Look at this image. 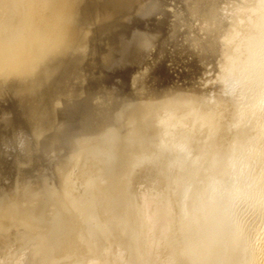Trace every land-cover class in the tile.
Returning a JSON list of instances; mask_svg holds the SVG:
<instances>
[{"label":"rangeland","instance_id":"obj_1","mask_svg":"<svg viewBox=\"0 0 264 264\" xmlns=\"http://www.w3.org/2000/svg\"><path fill=\"white\" fill-rule=\"evenodd\" d=\"M81 1L79 2V0H78L79 3L76 1L78 3V6L76 5L77 3L73 2L74 3L73 4L72 1L65 3V6H67V7L66 8L64 7V8L66 11H68V10L70 11L69 16L71 17V19H69V17H68L67 21L63 22L64 23L63 27H62V29H64L62 31L63 35H62V33L59 34V36L57 37L59 39H56L54 41L55 43H54V46L52 47V51L54 52L52 55H56V56L58 55V57H57L58 59L57 58L56 59H57V64L58 65L60 64V65L58 66L56 63L54 65H52V67H54V66L57 67V69H56L57 71L53 70L56 67H54V68L50 67V69H52L51 71L54 72V75H53V72H50L49 70H48L49 73L46 72L47 74H45V77H43L44 75H42V77H41V74H40L41 79L42 80L45 79V82H43L44 80L40 81L39 76H38V78L35 79V80L39 79L38 82L36 81V83H39L42 85L45 84V86L43 85L45 88H43L42 85H40L39 87H36L38 85H35V87H34V83L29 84V85L28 84H25V85L19 84L20 86H22V88L19 87L18 84H16V85H18L17 87L13 84V86H11V87H13V89L16 87V90H12L10 85L8 83L4 82V81H6L5 79L1 78L2 81H0L1 87H3L4 84L6 86L5 89L0 87V113H1L0 114V118H1V120H0V131H1L0 132V134H1L0 135V148H1L0 149V163H1L0 164V184H1L0 185V187H1V189H0V210H2L1 208H3V210H6V209L9 211L11 210L12 211L11 213L15 212V213H13L14 216L12 215V216H10L9 219H7L8 220L7 223H6L7 220L0 219L2 223H4L3 221H5L4 224L5 225L7 224L6 226L9 227V229H8V227L6 228V226L4 224L0 223V227L2 226L1 227L2 229L0 228L1 229L0 232L6 230L4 232V234L0 233V239L1 238H7V239L9 238L7 241H5V242L3 241L2 243H0V246H1L0 247V251H1L0 252V264H32V263L33 264H36V263L40 264L41 260H42L41 263H43V264H44V262H45V264H48V263L49 264H62V263L63 264H65V263H67V264H74V263L75 264L76 263L77 264H138V263L139 264H168L169 263L170 264L171 263L172 264V260H173V264H175L176 263V262H174L175 257L174 258L172 257L174 254H176L175 251L178 252L177 254H179V257L176 254V261H177L176 264H182L183 261H182L181 255L179 253L180 250L178 251V249H181V245L178 242L180 241L179 237H182V235L178 231L180 234L179 235L178 232H176V230H178L177 228H179L180 224L182 225L185 222H186L185 224H187L188 220H190V222L191 221L193 222L194 216H193V218L189 217V216H192V213H193L192 211H194V209L196 210L198 208L196 206L198 205L199 202L195 201L197 199L198 200L201 199V202L207 203V204L206 203L203 204L204 207L205 206L207 207V205H211V204L213 205L216 203H218V204L220 203L219 206H220V212H221L222 216L224 218L229 216L228 218H226L227 220L225 219V221H226L225 224L228 223L227 225H225V226H227L226 227L227 230L232 233L231 229H233V231H236L233 233H238L239 230L241 229L239 232V235L242 236V234H243V236H244L245 235L244 232H245L246 238L248 237V239H250V241L253 242L252 244H254L256 246L257 245L262 246L264 244V228H263L264 227V208L260 209L258 212L257 209H253L255 207L252 206L251 204L245 203V205H244V202H242L243 199L241 200L242 197L236 198L238 194L236 195V197H234V199H233V197H230L231 196L230 194L232 192H234V190L236 188H238L237 191H239L244 186L243 184L245 182H246L245 185L247 183H249V182H247L249 179V178L247 179V177H248L247 175L252 174L254 172L253 169L257 168V167L255 165H254V167H253V165L250 166L253 163V160L251 161V158H252L251 154H249L250 157H248V153H247L246 156L250 159L248 160V158H247L246 161L244 160L245 159L244 154H245V152H248L247 151L248 146L244 145V141L243 140L241 141V139L245 140L246 137L243 136L244 138H240L241 135H238V132H240L242 129L246 130V129H249V127H250L249 124L241 126L239 123V119H238L239 118L238 113H236L243 106V104L241 105V103L243 102V101L241 102V98H242V92H244V90L240 86V84H242L241 80L243 78V74L239 71V69H237L238 73H236L235 70H234L235 71L234 72L233 70H231V67H230V69L228 67L229 65L232 64V63L231 64H228V63H230L231 60L233 62V58H234L232 56L233 52H231V51H233V49L230 46L233 45L232 43H234V46H235V44L238 45L244 39L245 35L247 34V33H244L245 29H246V31H248V29H250L248 27L249 24H248L247 18H248V16L250 17V15H251L250 12L253 10L252 8H254V6L256 7L257 4L260 2V0L258 3H257L258 0L256 2H255V0H213V1L212 0H200V1H198V0H186V1H183V0H158V1H156V0H147V1L146 0H119V1L118 0H81ZM104 1H105V3H104ZM68 3H69V5L71 4L72 6L70 5V7H69ZM141 3H143V4H141ZM152 3H154L155 5L154 4L152 5ZM190 3H192V5ZM255 3H257V4H255ZM208 4H210V6ZM73 5L74 6L76 5V7H79V11H78V8H75ZM134 6H135V8H134ZM176 6H177L178 10L176 9ZM193 6H194L195 10H193ZM80 7L82 10L80 9ZM166 7H168V9L170 8L169 9L170 11ZM201 7H203V8H201ZM206 7H208V8H206ZM215 7L217 9H215ZM157 8H159V9H157ZM209 8H210V10H209ZM214 9H215V11L213 12ZM249 9L251 11H247ZM94 10H97V11H94ZM110 10H111V12H110ZM152 10H153V12H152ZM183 10H185V11H183ZM195 11H197V12L195 13ZM236 11L238 12V14ZM85 12L88 14H86ZM66 13H68V12H66ZM205 13H207L209 16ZM246 13H247V17H246ZM71 14H73V15H71ZM80 16H81V19H80ZM72 17L74 18L73 22L69 21V20H72ZM244 17H245V19H244ZM75 18H76V20H75ZM96 18H98V19H96ZM191 18H193V19H191ZM200 18H202V19H200ZM204 20H206V21L204 22ZM240 22H242V23H240ZM65 23H69V25L68 24L65 25ZM72 23H73V26H71ZM78 23H80V24H78ZM107 23H109V24H107ZM76 24H78V25H76ZM185 24L189 25V26L186 27ZM209 24H211V25H209ZM238 24H240L239 25L240 27L242 26V29H241L243 31L242 33H240V31H239L240 27L238 26ZM165 25H166V27H165ZM216 25H219V27ZM236 25H237V27H236L237 29L235 28L236 30H234L233 28ZM245 25H246V28H244ZM98 27H100V28H98ZM210 27L211 28L213 27V28L211 29ZM77 28H79V29H77ZM111 28H113V29H111ZM188 28H189V30L187 32L186 30ZM207 28L211 29L212 31L208 30ZM65 29H67V33H66ZM171 30L173 31V33ZM179 30H181V31H179ZM213 30H214V32H213ZM112 31L113 32L116 31L115 34ZM211 32H212V34H211ZM209 33L211 35H209ZM215 33H217V34H215ZM237 33H240L242 35H240V34L238 35ZM227 34L228 35L230 34L231 38ZM235 35H238L239 37L241 36V38H239ZM60 36H62L63 38H61ZM111 36H113V37H111ZM242 36H244V37H242ZM189 37H191V38H189ZM186 38H188V39H186ZM229 38H230V40H229ZM60 39H62V41ZM217 40H218V42H217ZM232 40H234V42H232ZM57 41L61 43V46H59L60 43H58ZM235 41H237L239 43H237ZM215 42H217V43H215ZM227 42H228V45H227ZM230 42H231V45L229 44ZM56 43H58L59 45ZM214 43H215V46L212 45ZM55 44L58 47H61V49L60 48L58 49L57 53H55L56 51L54 50L56 48ZM179 44H181V45H179ZM200 44H201L202 49H200ZM216 44H217V46H216ZM225 45H227V46H225ZM209 46H210V49H209ZM234 46H232V47L234 48ZM69 47L70 48L72 47V48L70 49ZM57 48H56V50H57ZM73 48L75 50H73ZM180 50H182V51H180ZM206 50H207V52H206ZM209 51H210V53H209ZM58 52L60 53V55L58 54ZM104 52H107V53H104ZM226 52H227V54H225ZM86 53H88V54H86ZM170 53H173V54H170ZM200 54H201V56L202 55L203 56L201 57ZM61 56L62 57L64 56V57L62 58ZM198 59H200L201 61ZM59 60H61V61H59ZM67 61H68V64L65 63ZM82 62H85V63H82ZM195 63H197V64H195ZM227 64H228V66H227ZM64 65H67V66L64 67ZM153 65H154V69L152 68ZM88 66L93 67L92 70L90 67L88 68ZM65 68L70 75L66 72ZM82 68L85 71H83ZM58 69H60V70H58ZM80 69H81V71H80ZM58 71L61 72L60 74H62V75H60V77L58 76L59 74H57V75L55 74V72L57 73ZM88 71L90 74L92 72V74L90 76H89V73H87ZM230 71H233L234 73L233 72L230 73ZM99 72H100V74H99ZM63 73L65 75H63ZM47 75L50 76V79ZM51 75H53L55 77L53 78V76H51ZM46 76L48 78H46ZM61 76H64V77L62 78ZM57 77L59 79H57ZM86 77H88V78H86ZM66 78H67V81H64V80H66ZM92 78L95 80V82ZM100 78L103 80V82ZM46 80L47 81H50V80L54 81L55 80V81L54 82L50 81L51 85H49ZM61 80L63 83L61 82ZM144 82L147 84H145ZM52 83H56L58 85H56V84L54 85ZM142 83H144V84H142ZM149 83H151V84H149ZM61 84H64L63 87L61 86ZM79 84H80V86H79ZM30 85H31V91L33 90L32 88H34V90L36 88L35 94L37 91H38L37 94L38 93H40V94H38V95L37 94L35 95L34 93H33L34 95L31 94V91L29 89ZM32 85H33V87H32ZM47 85L51 86V87H48ZM53 85H54V87H53ZM146 85L147 86L149 85V86L147 87ZM143 86H144V88H143ZM57 87H58V89H57ZM95 87H97V88H95ZM6 88H7V90H6ZM17 88L19 90H17ZM20 88L22 90L24 89L25 92H24V90L23 91L20 90ZM37 88L38 89L40 88V89L38 90ZM41 88H43V90ZM52 88H53V90H51ZM84 88H85V90H84ZM45 89L47 91H44ZM54 89L59 91V93L57 94L56 91L54 93L53 92ZM61 89H63V90L61 91ZM68 89L71 91H69ZM73 89H74V91H73ZM76 89H78V90L76 91ZM26 90L30 93L26 92ZM34 90L32 92H34ZM67 90H68V92H67ZM97 90H99V91H97ZM16 91H18V92L22 91L26 95L29 94L30 96L28 95V97H30V98L32 96H34V97L37 96V98L32 97L33 101L34 102L36 101L35 104L30 99L27 102L28 98H26L27 96L24 97L25 94H23L24 96L22 99H26V100L21 101L22 100L21 99L22 94H20V93H22V92H20V93L17 92V94H16ZM39 91H41V92H39ZM50 91L53 92L55 95L52 93L50 94ZM88 91H90V92H88ZM10 92H11V94H10ZM43 92H44V95L46 97L44 95L42 97L41 94H43ZM45 92L46 93L49 92V94L51 96H49L48 94H45ZM77 92H78V94H77ZM132 92H134V94ZM81 93H83V94H81ZM98 94H100V95H98ZM102 94H103V96H101ZM19 95H21V96H19ZM64 95H65V97H64ZM73 95L74 96L76 95V96L74 97ZM156 95H157V97H156ZM188 95L190 98L188 97ZM56 96H58L59 98H57ZM132 96H133V98H132ZM150 96H151V98H150ZM18 97L21 100L18 99ZM38 97L40 99V102H39ZM40 97H42V98H40ZM44 97H45V100H44ZM138 97L141 100V102L139 101ZM49 98H50V100H49ZM53 98H54V100L55 99L56 100L54 101ZM178 98H180V99H178ZM175 99L177 102L175 101ZM41 101H42V103H41ZM49 101H50V103H49ZM124 101H125V103H124ZM24 102H26V103H24ZM29 102H32V103L28 105L27 103H29ZM59 102H61V104ZM21 103H24V105L25 104L26 105L24 106ZM89 103H90V108L93 107L91 110H89L90 109L88 106ZM178 103H181V105H183V106H181ZM188 103L190 105H188ZM32 104L34 106L37 105L34 107V108H36L35 110H34V108L33 109L30 108V107H33ZM38 104H39V106H38ZM43 105L44 106L46 105L45 106L46 108H44ZM51 105L53 106V108H51L52 107ZM162 105H164V106H162ZM177 105H179V107ZM76 106L77 107L79 106V107L77 108ZM106 106H109V107L111 106L112 108H114V107L115 108L112 109L110 107V109H109V107H106ZM156 106H157V108H156ZM119 107H120V109H119ZM239 107H240V109H239ZM49 108H51L52 110ZM60 108H61V110H60ZM123 108H125L124 110H126L127 112L126 111L124 112ZM129 108L132 110H129ZM178 108H180V109H178ZM86 109L89 110L88 113H90V114L87 113ZM18 110H19V112H18ZM85 110H86L87 114L84 112ZM120 110H122V111H120ZM141 110H142V112H141ZM78 112L80 115L78 114ZM17 113H19L20 116H19V114L17 115ZM132 113H133V115H131ZM59 114H60V116H59ZM85 114H86V116H85ZM1 115H2V117H1ZM45 115H49L50 117L47 116V118H45L46 117ZM51 115H53V117ZM69 115H71V116L73 115V116L69 117ZM96 115H97V117H96ZM30 116H31V118H30ZM113 116L114 117L116 116L115 118H117L116 120L119 123H117V121L114 119ZM118 116H120V117L123 116V117L120 120L119 119L120 117H118ZM87 118H88V120H87ZM157 118H159V119H157ZM53 119L55 121H53ZM66 119L68 122L66 121ZM124 119L128 122H126ZM3 120H4V122H3ZM6 120H7L8 124H7ZM57 120H59V121H57ZM51 121H52V124H50ZM79 121H80V123H78ZM115 121H116V123H115ZM121 121L123 122V123H121L122 125L120 124ZM124 121L126 124H124ZM25 122H27V123H25ZM86 122H88V123H86ZM145 122L147 124V127H144V125L146 126ZM195 123H197V124H195ZM1 124H3L4 126ZM13 124H14V128H13ZM30 124H32V126ZM112 124L113 125L117 124L116 127L120 126L119 128L121 130H119V128H116V127H115L116 129L114 127L112 128V126H113ZM15 125H16V127H15ZM39 125H41V128ZM72 125H73V127H72ZM36 126H38V127H36ZM68 126H71V127H68ZM135 126H138V129ZM141 126L143 128V131L141 130L142 129ZM213 126H214V128H213ZM5 127H7V129ZM9 127L10 128L12 127V128L10 129ZM148 127L149 128L151 127V129H149ZM4 129H5V132H4ZM130 129H132L133 131ZM129 130L132 133L134 132L133 133L134 137H132L131 136L132 134H130V132H128ZM135 131H137L138 133H136ZM21 132H24V133H22L21 135L18 134ZM41 132H43V133L41 134ZM72 132H74V133H72ZM143 132H144V134H143ZM150 132H151V134L153 132V134L151 135ZM71 133H72V136L74 138L71 136ZM115 133H116V135H115ZM51 134L53 135V137ZM55 134H58V135H55ZM73 134H75V135H73ZM108 134L111 136H109ZM126 134L128 135V138H127ZM129 134H130V137H129ZM136 134H138V135H136ZM12 135H14V136H12ZM22 135H24V136H22ZM29 135H30V137H29ZM60 135L62 136V140L60 139L61 138ZM99 135H102V137ZM135 135H136V137H135ZM149 135L151 138L149 137ZM153 135H155V136H153ZM5 136H6V138H4ZM7 136L11 137V138H8V140H7ZM18 136L20 139L18 138ZM78 136H80L82 138L77 139L76 137H78ZM93 136H95L96 138ZM104 136L108 137V138L106 137L107 140L104 138ZM152 136L156 139H154ZM48 137L49 138L51 137L52 139L51 138L49 139ZM54 137H57V138H54ZM97 137H101V140ZM141 137H142V139H141ZM147 137H148V139L150 138L152 140L146 139ZM27 138H29V139H27ZM42 138H43V140H42ZM110 138H112V139H110ZM133 138H135V139H133ZM17 139H19V140H17ZM59 139H60V141H58ZM73 139H74V141H73ZM109 139H110V141H109ZM144 139H145V141H144ZM64 140L66 141V144H67V140H68V143L71 141L72 143H74V144L76 143V144L74 145V144L69 143L66 145V144H64L65 143ZM98 140H100L101 142L100 143L97 142ZM126 140H128V141H126ZM154 140H155V142H154ZM39 141H41V142H39ZM93 141H95L96 144ZM111 141H112V143H111ZM150 141H153L154 144H157V145H153V142L151 143ZM27 142H28V144L26 145ZM86 142H87V144H86ZM238 142L240 143V145L243 142L242 145L245 146V149H244V146H239ZM9 143H11V144H9ZM38 143H40L41 145L39 146ZM61 143H62V145H61ZM149 143H150V145H148ZM97 144H98V147H102V149L99 148L101 151L103 150L102 153H101V151H99ZM140 144H141V147L139 146ZM59 145L62 147H60ZM106 145L107 146L109 145V146L107 147ZM142 145H144L146 149ZM234 145L236 147L238 145L239 148L237 147V149H236ZM8 146L9 147L11 146V147L9 148ZM13 146L14 147L16 146V147L14 148ZM20 146H21V148H20ZM47 146L50 148H48ZM79 146H80V148H79ZM137 146H139V147H137ZM156 146L159 148H157ZM198 146H199V148H198ZM65 147H67V148H65ZM105 147H107V149H109V152L107 149H105ZM114 147H115V149H114ZM152 147H153V149H155V147H156L161 152H159L158 150L155 149V151L156 152L158 151V152L157 153L155 152V154H152V153H154V152H152V151H154L152 149ZM178 147H179V149H178ZM45 148H46V150H45ZM85 148H88L86 150H88L91 153L94 152V150H95V152H94L95 155H93V153L92 154L90 153L91 154V156H90V154L87 153L88 151H86ZM143 148L145 150L144 152H143ZM66 149L68 151H66ZM110 149L112 152L110 151ZM116 149L118 150V152H115ZM242 149H244V150H242ZM56 150L57 151L59 150V151L57 152ZM119 150H120V152H119ZM123 150H124V153L121 152ZM134 150H135L136 154H134ZM235 150H237V151H235ZM8 151H10V152H8ZM113 151H114V154H112ZM129 151L132 152L131 155H130L131 152H129ZM146 151L148 153L147 155L145 153ZM220 151H221V153H220ZM99 152L101 153L100 156H99V154H100ZM170 152H171V154H170ZM218 152L220 155L218 154ZM15 153H17V154H15ZM52 153H54V154L52 155ZM80 153H82V154H80ZM96 153L98 156L96 155ZM103 153H105V154H103ZM122 153H123V155L126 153L125 155H127L129 160H131V161H129L127 156H125V155L122 158V156H121ZM161 153H163V154H161ZM43 154H44V156H43ZM55 154L57 157L55 156ZM118 154L119 155L121 154L120 157L118 156ZM64 155H65V157H64ZM152 155L154 158L151 157ZM168 155H170V157ZM16 156H18V157L16 158ZM41 156L43 157V159ZM75 156L77 157V161L74 162L73 160L76 158ZM95 156L97 157V159L99 158V160H101L102 162L99 160L95 161ZM101 156H103V159ZM105 156L107 157V159H105V161H104V158H106ZM14 157H15V159H14ZM118 157H119V159L121 158L120 160L122 162H123V159H125L124 161L126 164L122 163L118 159ZM146 157L147 158L149 157V159H147ZM215 157H217V158L219 157L221 159V161H219V164L216 161L219 158L216 159ZM232 157H234V158H232ZM8 158H9V160H8ZM49 158H50V160H49ZM55 158H56V161H55ZM84 158H86V159L83 160ZM92 158L94 159L93 161H92ZM135 158H137V160ZM145 158H146V160H145ZM235 158L237 159V161ZM241 158H244V159H241ZM133 159H135V161ZM143 159H144V161H142ZM165 159L167 160V162ZM214 159H216V160H214ZM11 160H12V162H11ZM28 160L29 161L31 160V161L28 162ZM57 160H58V162H57ZM71 160L74 164H72ZM233 160H234V163L232 164ZM39 161H40V163H39ZM44 161H45V163H44ZM210 161L214 162L215 164L211 163ZM242 161L243 162L245 161L247 164L244 162L243 166L241 165L243 168L241 169V166H240L238 168L240 171L237 169L238 170L237 172L238 173L240 172L242 174L241 175L239 173V175H238V173H236V171H235L236 168H233V167L239 166L242 163ZM250 161L252 163H250ZM81 162H83V164ZM91 162H93V163H91ZM99 162H101L104 165H102ZM110 162L111 163L114 162L112 167H111V165L108 166V164H110ZM228 162H230L231 165H234V164L237 165L238 164L237 166H232V168H233L232 172L230 171L231 166H229L230 164ZM84 163L85 164L87 163L88 166H87V164L85 166ZM97 163H98V166H97ZM221 163H222V165L224 164L222 167H221ZM28 164H30V165H28ZM77 164L79 165V167L80 166L83 167V170L81 167L79 168L77 166ZM81 164L84 166H82ZM94 164H95V167H94ZM122 164L123 165L125 164V166L123 167ZM35 165H37V166H35ZM49 165H51V166H49ZM114 165L118 169L116 167H114ZM121 165H122V167H121ZM131 165H132L133 169L130 168ZM244 165L246 167L245 169H244ZM41 166L43 167V169ZM99 166H101V167H99ZM104 166H105V168H107L106 170L108 171V173L109 172L113 173V174L115 173L114 177H116V175H117V176H119L120 179L118 177L114 178L115 180L112 179L113 174L110 175V173L108 174L106 172V170L104 171L103 170V169H105V168H103ZM212 166H214V168ZM248 166L250 167L251 172L249 171V174L244 175L249 170V168H248V170L246 171ZM84 167H85V169H84ZM98 167L101 168V170ZM137 167H138V169H137ZM229 167H230V169H229ZM26 168H28V169H26ZM90 168H92V169H90ZM108 168H110L112 170V172ZM45 169H46V171H45ZM96 169H97L99 174L98 173L96 174V172H95ZM119 169H121V170H119ZM123 169H125L126 171ZM223 169H225V172ZM29 170H30V172H29ZM68 170H70V172ZM78 170L80 172V175H79ZM88 170H90L91 173H89ZM129 170H131V171L133 170L132 173ZM134 170H135V172H134ZM9 171H12V172H9ZM83 171H84V173H83ZM85 171H87V173ZM115 171H118L119 174H117L118 172H115ZM255 171H256V169H255ZM93 172H95V173H93ZM120 172H121V174H120ZM123 172L125 173V175H123L124 174ZM150 172H152V173H150ZM221 172L222 173L224 172L225 174L223 173L224 174L223 175V174H221ZM234 172L237 174L238 177L235 176ZM92 173L96 174V176H94ZM129 173L132 174L133 177ZM226 173H228V175H226ZM29 174H31V175L29 176ZM107 174H108V176H107ZM151 174H152V176H151ZM32 175H33V177H32ZM46 175H47V177H46ZM78 175H79V177H77ZM81 175H83V176H81ZM101 175H102V178L101 177L99 178V176H101ZM103 175L105 178L103 177ZM155 175H157V176L155 177ZM221 175H223V177ZM64 176H66L68 181L65 179ZM219 176H221V177H219ZM241 176H243V177H241ZM29 177L31 179H29ZM80 177L82 179H80ZM244 177H246V178L244 179ZM57 178L61 179L59 181H61L63 184L61 182H59ZM87 178H89L91 180L94 179V182L92 184H90V183H88L89 181L88 182L84 181V180H87ZM123 178L126 180H124ZM218 178H219V180H218ZM238 178H240V180ZM95 179H96V181H95ZM108 179H110V180H108ZM213 179H216V182L218 180V182L220 184L223 181L224 182V183L222 182L223 187H222V189L216 188L217 189V190L215 189L216 191L207 194V190H208V192H210L209 191V189H210L209 185L213 182ZM246 179H247V181H246ZM69 180H70V182H69ZM97 180H99V181H97ZM111 180H113V181H111ZM120 180H122V181H120ZM81 181L83 183H81ZM109 181H111V182H109ZM114 181H116V182H114ZM128 181H130V183ZM187 181H188V183H187ZM6 182H7V184H6ZM75 182H76V184H75ZM97 182H98V184H97ZM105 182H106V184H105ZM124 182L127 183L126 185L128 186L129 190L132 192L131 197H130L131 209H130L129 217L130 216H133V217H130V220L128 222L130 225L127 223V225H126L127 228L124 229V227H126V226H124V227L122 226L123 229L120 230V228H122V227H121V225H119L117 223L115 226L116 229H113V227H112V228L102 232L101 234H98V235L95 234L96 233V230H95L96 229V223L92 219V216L94 215L93 213L96 214L97 210L100 209L101 205L99 204V201L97 199L98 195H96V193H94V192L96 191V189L98 188V185H99V188H104V194H106L105 196H107V194H108V196L110 195L109 197L107 196V199L109 201L115 202V201H117V199L118 200L122 199V194H121L122 188L121 187L126 186V185H124ZM94 183H96V184H94ZM102 183H103V185H102ZM110 183L111 184L113 183V185H111ZM115 183H116V188L118 191L114 192V189H115L114 188V189H112V191H113L112 192L111 186L115 187ZM117 183L119 184L118 187H117ZM93 184L95 186H91ZM108 185H110V186H108ZM120 185H122V186H120ZM186 185H187V187H186ZM72 186L73 187L75 186V188H73ZM68 187L70 189H72V188L73 189L70 190ZM106 187L109 191H107ZM137 187H138V189H137ZM185 187L188 188L187 190L189 192L187 190L185 192ZM87 188H90L94 192L93 191L89 192ZM2 189H4L5 191L4 190L1 191ZM49 189H52L53 191H55V189H57V190L55 193L52 190L49 191ZM81 189H85L87 192L85 194H83L85 192V190L81 191ZM36 190L42 191L41 192L42 194L40 193V191L37 193ZM204 190H206V191H204ZM200 191H202V192H200ZM116 192L117 193L120 192L119 195L118 194L115 195ZM194 192H195V194H193ZM48 193L49 194L52 193V195L50 196V195H48ZM89 193H91V194L88 195L89 196V198H88L87 194H89ZM198 193H200V194L202 193V194L198 195ZM204 193H205V195L206 194L207 195L205 196ZM9 194H10V196H9ZM62 194H63V196H61ZM74 194L76 196H73ZM77 194L82 198L80 199V197ZM113 194L116 197H112V199H110L111 196H114ZM120 194H121V196H120ZM185 194H187V195H185ZM5 195H7L8 197ZM20 195H22V197ZM39 195H40V197H39ZM202 195H204V196L202 197ZM60 196H61V198L63 197L62 198L63 201L60 200L61 202L58 200V199H60L59 198ZM84 196H86V197H84ZM117 196H118V198H117ZM238 196H240V193ZM44 197H48V198L43 199ZM55 197H57V198H55ZM190 197L191 198L194 197L195 200H192ZM21 198H22V200H21ZM84 198H85V202L87 201L86 202L87 203L86 204L87 210L84 207L85 206V202L83 201ZM48 199H49V201H48ZM55 199H56V201L58 200L57 202L58 203L60 202V204L62 206H58L60 204L56 203ZM4 200L7 203L9 202L8 204L11 203L10 205L11 206L13 205V208H11L10 205L8 206V204ZM30 200H32V201H30ZM64 200H65V203H67L69 205L66 206V204H64ZM190 200L193 203V205H192V203L189 202ZM3 201H4V204H7V205H3ZM79 201H80V204H79ZM1 202H2V204H1ZM25 202H27V203H25ZM50 202H52L53 205H51ZM74 202H75V204H74ZM92 202H95V203H92ZM183 202L185 203L184 205H186V210H187L186 212H187V214H189L188 216H187L186 212L185 213L182 212L183 209L181 207H183V205H182ZM54 203L57 205L55 206ZM76 203L79 204L78 205L79 208H78ZM89 203H90V205H89ZM228 203H231L232 205L235 204L234 206L229 205V206H232L234 208H232V207L230 208L228 206ZM70 204H71V207H70ZM38 205H40L39 208H38ZM50 205H51V207L49 208ZM6 206H8V207H6ZM14 206H17V208ZM18 206L20 207L19 209H18ZM27 206L29 208H26ZM57 206L59 207L58 209H57ZM24 207L27 210L29 209L28 212L25 210L26 215L24 214L25 212L21 210ZM34 207H36V208H34ZM53 207H55L56 210H54L55 208L53 209ZM68 207H70L71 209L70 208H69L70 210L67 209ZM80 207L82 209H80ZM83 207L86 211L83 210ZM188 207L191 208V210L188 211V209H187ZM44 208H45V210H44ZM48 208L53 210L52 211L53 213H51V211ZM76 208H77V210L74 211V209H76ZM192 208H194V209H192ZM226 208L229 210H227ZM250 208H252V209H250ZM37 209H38V211H37ZM65 209H66V211H65ZM20 210L22 211L23 215L21 214ZM60 210H62L61 212L63 214L61 212H59ZM30 211L33 213H31ZM224 211L227 214V216H225ZM226 211L227 212L231 211V212L227 213ZM16 212H18L19 214H21L24 217H22L21 215H19ZM34 212H35V214H34ZM40 212H42V213H40ZM43 212H45V214ZM47 212L48 213L50 212L52 215L54 214V216L50 215V213L48 214ZM65 212L66 213L69 212L68 214H66L67 215L66 218H68L67 220L69 221V223L66 220V218L64 219ZM27 213H30V216H28L29 214H27ZM37 213H38V216H37ZM46 213L48 216L46 215ZM164 213H165V217H164ZM171 213L174 214L173 217L171 216L172 215ZM210 213H212V212H210ZM16 214H17V218H20V216H21L22 218L25 219L24 220L25 222H23V219L21 218V220L18 219L19 223L17 224V222H16L17 218H15ZM61 214L64 216V217L62 216L63 218L58 217L59 215L61 216ZM87 214H88V216H87ZM166 214H168V215L171 214L170 215L171 226L169 224L170 233H168L169 230H167V232L166 231L164 232V230H161L163 228V227H161L162 219L165 218L167 220L168 215H166ZM181 214L182 215L185 214L184 215L185 217L184 216L182 217ZM31 215L35 219L34 223L32 222L33 218ZM39 215L42 217V218H39L40 221L37 220L38 217H40ZM56 215H58V216L55 217ZM155 215H156L155 219H157V217H158L157 222H155V224L158 222H161V223H159L160 225L157 224L159 227L157 225L153 227V225H154L153 218L155 217ZM26 216H28L30 218L26 219V218H28ZM43 216H44V218H43ZM49 216H52L51 220H50ZM139 216H140V218H139ZM45 217H48L50 222L51 221L52 222L49 223V220ZM69 217L71 219H69ZM13 218H15V219H13ZM202 218H203V216H201L199 218L197 217L196 219H199V221L198 220L197 221L199 223H201L200 225H203V227H204L206 217L203 219ZM53 219H56V221ZM61 219H63L64 222ZM165 219H163V221ZM200 219H202V220H200ZM234 219H236V220H234ZM14 220L16 223L13 222ZM41 220L43 221V224H42ZM72 220L74 221V223H72L73 222ZM166 220L164 221V223L166 222ZM20 221L22 224H20ZM29 221H31L32 224H35V225H33L34 227H31L32 225L30 223H28ZM46 221H47V223H45L46 225H44V222H46ZM171 221H173V223ZM26 222H27L28 226L26 225V227H25L23 225ZM39 222H41V223H39ZM53 222H54V224H53ZM59 222H62V223H59ZM190 222H188V223H190ZM239 222H240V224H239ZM66 223H68V225H69L68 228L65 227L67 225ZM164 223H162V226ZM174 223H175V226H172V225H174ZM176 223H178V224H176ZM38 224H39V226L42 224L41 227L46 226V230H45V228L43 230V227L41 229V227H39ZM47 224H49V227L47 226ZM60 224L63 226L65 224L66 225L63 227ZM71 224H74V225H72V229L70 228ZM80 224H81V227H80ZM89 224H90V226H88ZM29 225H31V226H29ZM59 225L62 229L59 227ZM237 225L239 227L241 225H243V226H241L242 228L241 227L239 228ZM19 226H20V230L18 228ZM36 226H38V227H36ZM53 226L57 229H55ZM152 227L154 229L155 228L156 229L154 230ZM171 227H173V228H171ZM51 228H53L56 231V233L53 232V229H51ZM137 228H138V230H137ZM174 228H175V232H174ZM34 229H36V231L38 229H41L40 231H42L43 233L40 231H37V232L40 233V236H41V234H44V236L42 235L41 237H39ZM69 229H71L72 231L71 230L70 231L73 233H74L75 229L77 230V232L80 229L79 230L80 233L79 234L77 233V239H76V236H74V234L76 233V230H75L74 234H71ZM129 229H130V231H128ZM8 230H9V233H7ZM48 230L49 231L51 230V232H49ZM59 230H61L62 232ZM65 230H67V231H65ZM109 230H111V231L108 232ZM122 230H125V231H122ZM160 230L164 232V236H162L163 233H161ZM113 231H114V233H113ZM152 231H153V233H152ZM44 232L45 233L48 232V234H46V236H48V238L45 237ZM126 232L128 233V235ZM129 232H130V234H129ZM21 233L23 234L24 237H21V235H20ZM52 233H53V235H52ZM60 233H62V234H60ZM166 233H168L169 235ZM174 233H175V235H174ZM6 234H9L10 237H6L5 236ZM36 234H37V236H36ZM177 234H178V236H177ZM51 235L54 236V238L55 237H57V238L54 239V238H52ZM57 235L58 236L62 235V236L58 237ZM68 235L69 236L71 235L70 236L71 239L68 237ZM92 235H94V236H92ZM96 235H97V238L95 239ZM130 236L132 237L133 240L131 239ZM11 237H13V239ZM63 237L64 238L68 237V239L70 241V242H68V244H70L72 242L71 240H73V242L71 243L73 246H74V242L76 244L78 242L81 247H79L78 244L77 245L75 244V245L78 246L79 248H82L84 250V252L82 249H80L81 252H80V250H77V249H79L78 247L75 248L76 250L74 249V251L75 252L79 251L81 254H84V255H82V257H80L81 256L80 253L77 254V252L74 253V252L70 251L72 253H67V252L62 253V256L66 257L68 259L65 258L66 260H63L64 257L60 258L62 256H61V254L57 255V253H55V247L57 246V244H59V240H61L60 238H63ZM160 237H163V238L165 237L164 238L165 240L160 238ZM86 238H88V239H86ZM57 239H58V243L55 242V241H57ZM63 239H62V241H63ZM65 239L68 241L67 238H65ZM108 239H110V240H108ZM127 239H128V241H127ZM223 239H221L220 242L223 243L224 246H223V244H221L219 248H221L220 252H221V250L222 251L225 250L224 252L226 254L227 253L226 249H227L228 245H227V242L225 243V240H223ZM29 240H32V241H29ZM39 240H41L42 242ZM53 240H54V242H53ZM76 240H78V241H76ZM82 240H84V241H82ZM163 240H164V242H163ZM44 241H45V244L47 242L46 246L44 244ZM6 242H8V243H6ZM40 242L42 244H40ZM161 242H163V243L161 244ZM89 243H90V245H88ZM135 243H136V245H135ZM238 243H240V242H238ZM238 243H237V245H238ZM5 244L7 246H5ZM55 244H56V246H54ZM241 244H239L238 246H240ZM76 246H74V247H76ZM172 246L174 247V249L178 246L180 248L178 247V249L176 248L177 250H171V249H173ZM238 246H237V252L239 254H241V251H242L243 254H241L240 257H242L241 259L243 262V260H246L245 257H247L248 251H246L247 249L245 248L244 245H243V247H240L241 250ZM50 247H51V249H49ZM164 247H166L167 249ZM34 248H35V250H34ZM238 248L240 251H238ZM40 249H43V250H40ZM47 249L49 252L47 251ZM243 249H245V250L243 251ZM129 250H132V252ZM172 251H174V253ZM245 251H246V253H245ZM44 252L46 253V255L49 254V256H51V258L48 255H47L48 257L45 256ZM170 252H172L173 255ZM99 253L100 254L102 253V254L100 255ZM221 253L224 254L223 252H221ZM244 253L246 256L244 255ZM35 255H36V257H35ZM59 255H60V257H59ZM71 255H73L72 258H71ZM132 255L135 257H133ZM76 256H78V257H76ZM168 256H170V257H168ZM44 257H45V260H44ZM167 257L170 258L171 261H170V259L168 260ZM58 258L61 260H59ZM85 258H87V259H85ZM179 259H181V261ZM133 261H135V262H133ZM167 261H168V263H167ZM46 262H48V263H46ZM83 262H85V263H83ZM222 263L224 264V262H222ZM222 263L220 262L218 264H222Z\"/></svg>","mask_w":264,"mask_h":264},{"label":"bare ground","instance_id":"obj_2","mask_svg":"<svg viewBox=\"0 0 264 264\" xmlns=\"http://www.w3.org/2000/svg\"><path fill=\"white\" fill-rule=\"evenodd\" d=\"M69 1H72V3L73 2H75V3H77L78 2V0H0V81H2L1 80V78L2 79H5L6 81H4L5 83H8L9 85H10V87L11 86H13V84L17 87L19 84L21 85V84H32V83H34V87H35V85H38V86H36V87H39L40 85H42V84H39V83H36V81L38 82V80H35L36 78H38V76L40 77V74H41V77H42V75H44L43 77H45V74H47V73H49V71L50 72H53V71H51L52 69H50V67L51 68H54V67H56V66H54V67H52V65H54L55 63L57 64V57H58V55L56 56V55H52L54 52L52 51V47L54 46V41L56 40V39H59V38H57L58 36H59V34L60 33H62V31L64 30V29H62V27H63V22L64 21H67V18L69 17V19H71V17L69 16V10L68 11H66L65 10V8L67 7V6H65V3H67V2H69ZM77 1V2H76ZM81 0H79V2H80ZM119 1V0H118ZM147 1V0H146ZM156 1H158V0H156ZM183 1H186V0H183ZM198 1H200V0H198ZM213 1V0H212ZM257 0H255V2H256ZM78 2V3H79ZM82 2V1H81ZM87 2V1H86ZM94 2V1H93ZM103 2V1H102ZM153 2V1H152ZM160 2V1H159ZM158 2V3H159ZM179 2V1H178ZM182 2V1H181ZM188 2V1H187ZM186 2V3H187ZM191 2V1H190ZM204 2V1H203ZM202 2V3H203ZM259 2V0L257 1V3ZM78 3L76 4L77 6H78ZM85 3V2H84ZM104 3H105V1H104ZM129 3V2H128ZM137 3V2H136ZM157 3V2H156ZM185 3V2H184ZM198 3V2H197ZM196 3V4H197ZM208 3V2H207ZM257 3H255V4H257ZM74 4V3H73ZM81 4V3H80ZM141 4H143V3H141ZM154 3H152V5H153ZM191 5H192V3H190ZM195 4V3H194ZM212 4V3H211ZM68 5H69V3H68ZM71 5V4H70ZM70 5H69V7H70ZM76 5L74 6L75 8H78V11H79V7H76ZM113 5V4H112ZM117 5V4H116ZM145 5V4H144ZM150 5V4H149ZM148 5V6H149ZM155 5V4H154ZM171 5V4H170ZM201 5V4H200ZM209 6H210V4H208ZM238 5V4H237ZM254 5V4H253ZM252 5V6H253ZM72 6V5H71ZM108 6V5H107ZM157 6V5H156ZM199 6V5H198ZM213 6V5H212ZM65 7V8H64ZM73 7V8H74ZM82 7V6H81ZM81 7H80V9H81ZM84 7V6H83ZM112 7V6H111ZM169 7V6H168ZM168 7H166L167 9H168ZM217 7V6H216ZM215 7V9H217ZM240 7V6H239ZM85 8V7H84ZM101 8V7H100ZM134 8H135V6H134ZM143 8V7H142ZM160 8V7H159ZM159 8H157V9H159ZM163 8V7H162ZM179 8V7H178ZM183 8V7H182ZM185 8V7H184ZM191 8V7H190ZM199 8V7H198ZM201 8H203V7H201ZM206 8H208V7H206ZM205 8V9H206ZM219 8V7H218ZM89 9V8H88ZM119 9V8H118ZM140 9V8H139ZM170 9V8H169ZM168 9V10H169ZM176 9H177V6H176ZM215 9L213 10V12L215 11ZM251 9V8H250ZM247 10V11H251V10ZM253 10L250 12V17L248 16V18H247V20H248V27L250 28V29H248V31H246V29H245V32L244 33H247L246 35H245V37L244 36H242V37H244V39L241 41V43H239V42H237V41H235V42H237V43H239L238 45H236L235 44V46H234V43H232L233 45L232 46H234V48L232 47V46H230L232 49H233V51H231V52H233L232 54V56L234 57L233 58V62H232V60H231V62L230 63H228V64H231V65H229L228 66V64H227V66L229 67V69H230V67H231V70H235L236 71V73H238V71H237V69H239V71L243 74V78H242V80H241V83L242 84H240V86L243 88V90H244V92H242V98H241V105L243 104V106L241 107V109H240V107H239V109L240 110H238L236 113H238V119H239V123H240V125L242 126V125H247V124H249L250 125V127H249V129H242L240 132H238V135H241V137L240 138H244V137H246L245 138V140L244 139H241V141L243 140L244 141V145H247L248 146V152H245V159L244 158H241V159H244L245 161H246V159L248 158V157H250L249 156V154H251L252 155V158H251V161L253 160V163L250 161V163H252L250 166H252L253 165V167H254V165L257 167V168H254L253 169V173L252 174H249V171H250V167L248 166L247 167V169H246V171L248 170V168H249V170H248V172L246 173V174H244V175H247V174H249V175H247L248 177H247V179H248V181H247V179H246V181L247 182H249V183H247L246 185H245V183L242 185L243 187L239 190V191H237L238 190V188H236L235 190H234V192H232L230 195V197H233V199H234V197H236V195L238 194L239 195V193H240V196H238L237 195V197L236 198H238V197H242L241 198V200L243 199V201L242 202H244V205H245V203L246 204H251L252 206H254L255 208H253V209H257L258 210V212H259V210L260 209H262V208H264V0H260V2L257 4V6L255 7L254 6V8H252ZM82 10V9H81ZM105 10V9H104ZM131 10V9H130ZM178 10V9H177ZM193 10H195L194 9V6H193ZM192 10V11H193ZM209 10H210V8H209ZM208 10V11H209ZM68 12V13H66V12ZM85 11V10H84ZM94 11H97V10H94ZM101 11V10H100ZM166 11V10H165ZM170 11V10H169ZM183 11H185V10H183ZM182 11V12H183ZM202 11V10H201ZM245 11V10H244ZM87 12V11H86ZM85 12V13H86ZM110 12H111V10H110ZM133 12V11H132ZM138 12V11H137ZM152 12H153V10H152ZM159 12V11H158ZM177 12V11H176ZM179 12V11H178ZM197 11H195V13H196ZM200 12V11H199ZM203 12V11H202ZM237 12V11H236ZM240 12V11H239ZM246 12V11H245ZM97 13V12H96ZM121 13V12H120ZM149 13V12H148ZM201 13V12H200ZM204 13V12H203ZM208 13V12H207ZM207 13H205V14H207ZM211 13V12H210ZM216 13V12H215ZM249 13V12H248ZM86 14H88V13H86ZM91 14V13H90ZM143 14V13H142ZM232 14V13H231ZM237 14H238V12H237ZM71 15H73V14H71ZM78 15V14H77ZM118 15V14H117ZM134 15V14H133ZM174 15V14H173ZM196 15V14H195ZM208 15V14H207ZM127 16V15H126ZM135 16V15H134ZM201 16V15H200ZM209 16V15H208ZM211 16V15H210ZM219 16V15H218ZM222 16V15H221ZM244 16V15H243ZM213 17V16H212ZM246 17H247V13H246ZM199 18V17H198ZM215 18V17H214ZM68 19V20H69ZM73 17H72V20H69V21H72L73 22ZM80 19H81V16H80ZM96 19H98V18H96ZM125 19V18H124ZM190 19V18H189ZM191 19H193V18H191ZM200 19H202V18H200ZM204 19V18H203ZM209 19V18H208ZM244 19H245V17H244ZM75 20H76V18H75ZM79 20V19H78ZM77 20V21H78ZM83 20V19H82ZM105 20V19H104ZM103 20V21H104ZM118 20V19H117ZM95 21V20H94ZM206 20H204V22H205ZM210 21V20H209ZM242 21V20H241ZM79 22V21H78ZM166 22V21H165ZM187 22V21H186ZM213 22V21H212ZM216 22V21H215ZM235 22V21H234ZM243 22V21H242ZM242 22H240V23H242ZM77 23V22H76ZM95 23V22H94ZM110 23V22H109ZM109 23H107V24H109ZM128 23V22H127ZM222 23V22H221ZM236 23V22H235ZM244 23V22H243ZM247 23V22H246ZM69 25V23H65V25ZM71 24V23H70ZM78 24H80V23H78ZM78 24H76V25H78ZM106 24V25H107ZM116 24V23H115ZM157 24V23H156ZM187 24V23H186ZM185 24V25H186ZM217 24V23H216ZM234 24V23H233ZM97 25V24H96ZM163 25V24H162ZM178 25V24H177ZM208 25V24H207ZM209 25H211V24H209ZM240 24H238V26H239ZM71 26H73V23H72V25ZM75 26V25H74ZM86 26V25H85ZM95 26V25H94ZM113 26V25H112ZM189 25H186V27H188ZM216 26H218L219 27V25H216ZM224 26V25H223ZM67 27V26H66ZM79 27V26H78ZM124 27V26H123ZM122 27V28H123ZM165 27H166V25H165ZM169 27V26H168ZM167 27V28H168ZM209 27V26H208ZM214 27V26H213ZM212 27V28H213ZM217 27V28H218ZM225 27V26H224ZM227 27V26H226ZM231 27V26H230ZM234 27V26H233ZM237 25L233 28L234 30H236L237 28ZM240 27V26H239ZM86 28V27H85ZM95 28V27H94ZM98 28H100V27H98ZM115 28V27H114ZM118 28V27H117ZM125 28V27H124ZM181 28V27H180ZM203 28V27H202ZM211 28V27H210ZM211 28V29H212ZM236 28V29H235ZM244 28H246V25H245V27ZM70 29V28H69ZM73 29V28H72ZM75 29V28H74ZM77 29H79V28H77ZM104 29V28H103ZM110 29V28H109ZM111 29H113V28H111ZM121 29V28H120ZM119 29V30H120ZM127 29V28H126ZM164 29V28H163ZM174 29V28H173ZM184 29V28H183ZM208 29V28H207ZM211 29H208V30H211ZM216 29V28H215ZM239 29V28H238ZM242 29V26L240 27V33H242L243 31L241 30ZM81 30V29H80ZM108 30V29H107ZM118 30V29H117ZM175 30V29H174ZM188 30H189V28L186 30L187 32H188ZM207 30V31H208ZM233 30V31H234ZM65 31H66V33H67V29H65ZM92 31V30H91ZM121 31V30H120ZM136 31V30H135ZM172 31V30H171ZM179 31H181V30H179ZM205 31V30H204ZM212 31V30H211ZM72 32V31H71ZM113 32V31H112ZM116 32V31H115ZM115 32H113L114 34H115ZM168 32V31H167ZM190 32V31H189ZM203 32V31H202ZM213 32H214V30H213ZM65 33V32H64ZM75 33V32H74ZM110 33V32H109ZM172 33H173V31H172ZM175 33V32H174ZM197 33V32H196ZM219 33V32H218ZM233 33V32H232ZM240 33H237L238 35L240 34ZM185 34V33H184ZM192 34V33H191ZM211 34H212V32H211ZM210 33H209V35H211ZM215 34H217V33H215ZM235 34V33H234ZM62 35H63V33H62ZM66 35V34H65ZM73 35V34H72ZM86 35V34H85ZM106 35V34H105ZM174 35V34H173ZM205 35V34H204ZM214 35V34H213ZM228 35V34H227ZM238 35H235V36H237V37H239ZM240 35H242V34H240ZM83 36V35H82ZM120 36V35H119ZM170 36V35H169ZM177 36V35H176ZM195 36V35H194ZM228 36H230V34L228 35ZM61 38H63L62 36H60ZM111 37H113V36H111ZM183 37V36H182ZM186 37V36H185ZM209 37V36H208ZM80 38V37H79ZM109 38V37H108ZM172 38V37H171ZM175 38V37H174ZM189 38H191V37H189ZM215 38V37H214ZM230 38H231V36H230ZM230 38H229V40H230ZM239 38H241V36L239 37ZM73 39V38H72ZM75 39V38H74ZM81 39V38H80ZM79 39V40H80ZM99 39V38H98ZM101 39V38H100ZM177 39V38H176ZM184 39V38H183ZM186 39H188V38H186ZM185 39V40H186ZM216 39V38H215ZM61 41H62V39H60ZM94 40V39H93ZM110 40V39H109ZM114 40V39H113ZM116 40V39H115ZM191 40V39H190ZM207 40V39H206ZM205 40V41H206ZM210 40V39H209ZM208 40V41H209ZM220 40V39H219ZM70 41V40H69ZM86 41V40H85ZM96 41V40H95ZM101 41V40H100ZM104 41V40H103ZM195 41V40H194ZM216 41V40H215ZM244 41V42H243ZM58 42V41H57ZM97 42V41H96ZM102 42V41H101ZM138 42V41H137ZM140 42V41H139ZM145 42V41H144ZM180 42V41H179ZM183 42V41H182ZM181 42V43H182ZM186 42V41H185ZM196 42V41H195ZM210 42V41H209ZM214 42V41H213ZM217 42H218V40H217ZM217 42H215V43H217ZM232 42H234V40H232ZM243 42V43H242ZM58 43H60V42H58ZM58 43H56V44H58ZM73 43V42H72ZM132 43V42H131ZM184 43V42H183ZM194 43V42H193ZM215 43L214 44H212L213 46H215ZM55 44V46H56V48L58 47L57 45ZM69 44V43H68ZM109 44V43H108ZM113 44V43H112ZM230 45H231V42L229 43ZM59 45V44H58ZM72 45V44H71ZM174 45V44H173ZM179 45H181V44H179ZM227 45H228V42H227ZM227 45H225V46H227ZM59 46H61V43H60V45ZM70 46V45H69ZM87 46V45H86ZM94 46V45H93ZM124 46V45H123ZM139 46V45H138ZM199 46V45H198ZM216 46H217V44H216ZM194 47V46H193ZM204 47V46H203ZM207 47V46H206ZM212 47V46H211ZM221 47V46H220ZM56 48L54 49L56 52L55 53H57V51H58V49L60 48L61 49V47H58L57 48V50H56ZM67 48V47H66ZM70 48V47H69ZM72 48V47H71ZM70 48V49H71ZM94 48V47H93ZM137 48V47H136ZM164 48V47H163ZM205 48V47H204ZM203 48V49H204ZM227 48V47H226ZM65 49V48H64ZM81 49V48H80ZM135 49V48H134ZM166 49V48H165ZM194 49V48H193ZM200 49H202L201 48V44H200ZM199 49V50H200ZM209 49H210V46H209ZM212 49V48H211ZM67 50V49H66ZM69 50V49H68ZM73 50H75L74 48H73ZM96 50V49H95ZM99 50V49H98ZM102 50V49H101ZM147 50V49H146ZM197 50V49H196ZM213 50V49H212ZM52 51V52H51ZM103 51V50H102ZM101 51V52H102ZM163 51V50H162ZM161 51V52H162ZM173 51V50H172ZM180 51H182V50H180ZM195 51V50H194ZM201 51V50H200ZM205 51V50H204ZM214 51V50H213ZM100 52V51H99ZM128 52V51H127ZM132 52V51H131ZM196 52V51H195ZM206 52H207V50H206ZM230 52V53H231ZM74 53V52H73ZM78 53V52H77ZM96 53V52H95ZM104 53H107V52H104ZM202 53V52H201ZM209 53H210V51H209ZM212 53V52H211ZM216 53V52H215ZM58 54L60 55V53L58 52ZM80 54V53H79ZM86 54H88V53H86ZM170 54H173V53H170ZM218 54V53H217ZM225 54H227V52L225 53ZM72 55V54H71ZM83 55V54H82ZM91 55V54H90ZM96 55V54H95ZM113 55V54H112ZM162 55V54H161ZM160 55V56H161ZM216 55V54H215ZM56 56V57H55ZM75 56V55H74ZM77 56V55H76ZM106 56V55H105ZM130 56V55H129ZM132 56V55H131ZM163 56V55H162ZM174 56V55H173ZM200 56H201V54H200ZM203 56V55H202ZM201 56V57H202ZM208 56V55H207ZM60 57V56H59ZM62 57V56H61ZM64 57V56H63ZM62 57V58H63ZM87 57V56H86ZM100 57V56H99ZM109 57V56H108ZM158 57V56H157ZM166 57V56H165ZM199 57V56H198ZM212 57V56H211ZM229 57V56H228ZM231 57V56H230ZM57 58V59H56ZM88 58V57H87ZM126 58V57H125ZM142 58V57H141ZM60 59V58H59ZM73 59V58H72ZM178 59V58H177ZM206 59V58H205ZM101 60V59H100ZM197 60V59H196ZM198 60H200V59H198ZM59 61H61V60H59ZM76 61V60H75ZM93 61V60H92ZM96 61V60H95ZM102 61V60H101ZM155 61V60H154ZM201 61V60H200ZM106 62V61H105ZM123 62V61H122ZM173 62V61H172ZM194 62V61H193ZM196 62V61H195ZM66 64H68V61L67 62H65ZM77 63V62H76ZM82 63H85V62H82ZM91 63V62H90ZM97 63V62H96ZM100 63V62H99ZM117 63V62H116ZM126 63V62H125ZM78 64V63H77ZM153 64V63H152ZM191 64V63H190ZM195 64H197V63H195ZM58 65V64H57ZM60 65V64H59ZM58 65V66H59ZM127 65V64H126ZM65 66H67V65H64V67ZM69 66V65H68ZM72 66V65H71ZM87 66V65H86ZM94 66V65H93ZM75 67V66H74ZM73 67V68H74ZM83 67V66H82ZM90 66H88V68H89ZM130 67V66H129ZM71 68V67H70ZM79 68V67H78ZM91 68V70H92V68L93 67H90ZM95 68V67H94ZM104 68V67H103ZM102 68V69H103ZM153 69H154V65H153V67H152ZM57 69V67L56 68H54L53 70H55V71H57L56 70ZM64 69V68H63ZM83 69V68H82ZM150 69V68H149ZM156 69V68H155ZM49 70V71H48ZM58 70H60V69H58ZM65 70H66V68H65ZM87 70V69H86ZM96 70V69H95ZM98 70V69H97ZM151 70V69H150ZM63 71V70H62ZM80 71H81V69H80ZM83 71H85L84 69H83ZM188 71V70H187ZM229 71V70H228ZM233 71H230V73L231 72H233ZM234 71V72H235ZM47 72V73H46ZM59 72V71H58ZM56 73L55 72V74L57 75V74H59L58 76L60 77V75H62V74H60L61 72H59V73ZM64 72V71H63ZM66 72H67V70H66ZM98 72V71H97ZM233 72V73H234ZM68 73V72H67ZM84 73V72H83ZM86 73V72H85ZM87 73H89V71L87 72ZM69 74V73H68ZM67 74V75H68ZM91 74H92V72H91ZM90 73H89V76L91 75ZM95 74V73H94ZM99 74H100V72H99ZM143 74V73H142ZM53 75H54V72H53ZM53 75H51V76H53ZM63 75H65L64 73H63ZM70 75V74H69ZM86 75V74H85ZM48 77H49V79H50V76L49 75H47ZM46 76V78H48ZM137 76V75H136ZM230 76V75H229ZM41 77H40V81L42 80L41 79ZM55 76H53V78H54ZM62 78L64 77V76H61ZM67 77V76H66ZM70 77V76H69ZM92 77V76H91ZM146 77V76H145ZM86 78H88V77H86ZM95 78V77H94ZM136 78V77H135ZM140 78V77H139ZM57 79H59L58 77H57ZM56 79V80H57ZM75 79V78H74ZM73 79V80H74ZM83 79V78H82ZM91 79V78H90ZM93 79V78H92ZM101 79V78H100ZM137 79V78H136ZM143 79V78H142ZM149 79V78H148ZM44 80V81H43ZM42 81L43 82H45V79H43ZM79 80V79H78ZM94 80V79H93ZM102 80V79H101ZM47 81V80H46ZM51 81V80H50ZM50 81H47L48 82V84L49 85H51V83H50ZM53 81V80H52ZM51 81V82H52ZM55 81V80H54ZM53 81V82H54ZM64 81H67V78H66V80H64ZM70 81V80H69ZM81 81V80H80ZM79 81V82H80ZM100 81V80H99ZM113 81V80H112ZM119 81V80H118ZM122 81V80H121ZM142 81V80H141ZM159 81V80H158ZM46 82V83H47ZM61 82H62V80H61ZM72 82V81H71ZM78 82V81H77ZM84 82V81H83ZM82 82V83H83ZM91 82V81H90ZM94 82H95V80H94ZM101 82V81H100ZM102 82H103V80H102ZM11 83V84H10ZM36 83V84H35ZM42 83V82H41ZM63 83V82H62ZM66 83V82H65ZM68 83V82H67ZM81 83V82H80ZM145 83V82H144ZM144 83H142V84H144ZM16 84H18V85H16ZM52 84H56V83H52ZM78 84V83H77ZM141 84V83H140ZM145 84H147V83H145ZM149 84H151V83H149ZM1 85V84H0ZM19 85V87H21L22 88V86H20ZM27 85V86H28ZM44 86H45V84H43ZM42 85V86H43ZM54 85H53V87H54ZM56 85H58V84H56ZM63 85L64 84H61V86L63 87ZM91 85V84H90ZM43 86V88H45ZM48 86V85H47ZM72 86V85H71ZM79 86H80V84H79ZM145 86V85H144ZM144 86H143V88H144ZM147 86V85H146ZM149 86V85H148ZM147 86V87H148ZM1 87V86H0ZM5 84H4V86L3 87H1V88H4L5 89ZM16 87L13 89V87H11L12 88V90H16ZM18 87V88H19ZM32 87H33V85H32ZM48 87H51V86H48ZM142 87V86H141ZM17 88V90H19ZM20 88V90H22ZM24 88V87H23ZM27 88V87H26ZM43 88H41L42 90H43ZM72 88V87H71ZM70 88V89H71ZM81 88V87H80ZM95 88H97V87H95ZM136 88V87H135ZM30 91H31V85H30ZM33 90H34V88H32ZM38 89V88H37ZM40 89V88H39ZM38 89V90H39ZM49 89V88H48ZM57 89H58V87H57ZM89 89V88H88ZM236 89V88H235ZM6 90H7V88H6ZM24 90V89H23ZM22 90V91H23ZM32 90V91H33ZM50 90V89H49ZM51 90H53V88L51 89ZM63 89H61V91H62ZM69 90V89H68ZM68 90H67V92H68ZM78 89H76V91H77ZM81 90V89H80ZM84 90H85V88H84ZM93 90V89H92ZM9 91V90H8ZM22 91H20V92H22ZM31 91V94H35V91H36V88H35V90H34V92H32ZM44 91H47L46 89L44 90ZM55 91L57 92V94L59 93V91H57V90H55L54 89V93H55ZM69 91H71V90H69ZM73 91H74V89H73ZM75 91V92H76ZM97 91H99V90H97ZM119 91V90H118ZM125 91V90H124ZM17 92L18 91H16V94H17ZM20 92H18V93H20ZM24 92H25V90H24ZM24 92H22V93H20V94H22V97H21V99L23 98V94H25ZM26 92H28L27 90H26ZM38 92V91H37ZM37 92H36V94H37ZM39 92H41V91H39ZM53 92H51L50 91V94L52 93V94H54ZM64 92V91H63ZM79 92V91H78ZM78 92H77V94H78ZM88 92H90V91H88ZM87 92V93H88ZM93 92V91H92ZM103 92V91H102ZM120 92V91H119ZM241 92V91H240ZM28 93H30V92H28ZM85 93V92H84ZM133 94H134V92H132ZM148 93V92H147ZM153 93V92H152ZM151 93V94H152ZM178 93V92H177ZM7 94V93H6ZM10 94H11V92H10ZM33 94V95H34ZM35 94V95H36ZM38 94H40V93H38ZM37 94V95H38ZM45 94H48L49 96H51L50 94H49V92L48 93H46L45 92ZM76 94V93H75ZM76 94V95H77ZM81 94H83V93H81ZM181 94V93H180ZM241 94V93H240ZM4 95V94H3ZM29 95V94H28ZM28 95H26L25 94V96L24 97H26V98H28L27 99V102H28V100L30 99L32 102H34L33 101V99H32V97H34V96H32L31 98L30 97H28ZM42 95V97H43V95H44V92H43V94H41ZM55 95V94H54ZM53 95V96H54ZM70 95V94H69ZM75 95V96H76ZM90 95V94H89ZM94 95V94H93ZM98 95H100V94H98ZM112 95V94H111ZM7 96V95H6ZM12 96V95H11ZM18 96V95H17ZM19 96H21V95H19ZM30 96V95H29ZM45 96V95H44ZM74 96V95H73ZM74 96V97H75ZM101 96H103V94L101 95ZM149 96V95H148ZM9 97V96H8ZM7 97V98H8ZM42 97H40V98H42ZM46 97V96H45ZM45 97H44V100H45ZM48 97V96H47ZM57 98H59L58 96H56ZM64 97H65V95H64ZM90 97V96H89ZM154 97V96H153ZM156 97H157V95H156ZM159 97V96H158ZM188 97H189V95H188ZM34 98H37V96L36 97H34ZM82 98V97H81ZM91 98V97H90ZM93 98V97H92ZM95 98V97H94ZM132 98H133V96H132ZM136 98V97H135ZM147 98V97H146ZM150 98H151V96H150ZM190 98V97H189ZM5 99V98H4ZM11 99V98H10ZM18 99H20L19 97H18ZM20 99V100H21ZM38 99H39V97H38ZM74 99V98H73ZM110 99V98H109ZM138 99H139V97H138ZM142 99V98H141ZM178 99H180V98H178ZM193 99V98H192ZM25 101L26 99H22L21 101ZM48 100V99H47ZM49 100H50V98H49ZM53 100H54V98H53ZM52 100V101H53ZM56 100V99H55ZM54 100V101H55ZM83 100V99H82ZM81 100V101H82ZM114 100V99H113ZM125 100V99H124ZM135 100V99H134ZM137 100V99H136ZM146 100V99H145ZM155 100V99H154ZM198 100V99H197ZM13 101V100H12ZM38 101V100H37ZM43 101V100H42ZM42 101H41V103H42ZM59 101V100H58ZM87 101V100H86ZM85 101V102H86ZM99 101V100H98ZM110 101V100H109ZM139 101L141 102V100L139 99ZM151 101V100H150ZM164 101V100H163ZM175 101H176V99H175ZM186 101V100H185ZM189 101V100H188ZM240 101V100H239ZM32 102H29V103H27L28 105L29 104H31ZM36 102V101H35ZM35 102H34V104H35ZM39 102H40V99H39ZM38 102V103H39ZM90 102V101H89ZM115 102V101H114ZM119 102V101H118ZM127 102V101H126ZM156 102V101H155ZM171 102V101H170ZM177 102V101H176ZM24 103H26V102H24ZM24 103H21V104H23L24 105ZM49 103H50V101H49ZM60 104H61V102H59ZM88 103V102H87ZM102 103V102H101ZM124 103H125V101H124ZM151 103V102H150ZM196 103V102H195ZM37 104V103H36ZM48 104V103H47ZM46 104V105H47ZM93 104V103H92ZM97 104V103H96ZM123 104V103H122ZM121 104V105H122ZM169 104V103H168ZM178 104H180L181 105V103H178ZM7 105V104H6ZM26 105V104H25ZM24 105V106H25ZM45 105V106H46ZM54 105V104H53ZM94 105V104H93ZM104 105V104H103ZM102 105V106H103ZM109 105V104H108ZM130 105V104H129ZM172 105V104H171ZM188 105H190L189 103H188ZM198 105V104H197ZM240 105V106H241ZM22 106V105H21ZM20 106V107H21ZM32 106L33 107H30L31 109H33L35 106H37V105H33L32 104ZM38 106H39V104H38ZM44 106V105H43ZM44 106V108H46ZM52 106V105H51ZM89 108H90V103H89ZM105 106V105H104ZM103 106V107H104ZM112 106V105H111ZM110 106V107H111ZM159 106V105H158ZM161 106V105H160ZM162 106H164V105H162ZM178 107H179V105H177ZM181 106H183V105H181ZM16 107V106H15ZM19 107V108H20ZM55 107V106H54ZM77 107V106H76ZM79 107V106H78ZM77 107V108H78ZM106 107H109V106H106ZM110 107H109V109H110ZM113 107V106H112ZM111 107V108H112ZM185 107V106H184ZM2 108V107H1ZM18 108V107H17ZM29 108V109H30ZM42 108V107H41ZM51 108H53V106L51 107ZM51 108H49V109H51ZM69 108V107H68ZM88 108V107H87ZM88 108V109H89ZM93 108V107H92ZM92 108H90L89 110H91ZM115 108V107H114ZM114 108H112V109H114ZM118 108V107H117ZM156 108H157V106H156ZM155 108V109H156ZM171 108V107H170ZM175 108V107H174ZM21 109V108H20ZM19 109V110H20ZM36 108H34V110H35ZM67 109V108H66ZM84 109V108H83ZM106 109V108H105ZM119 109H120V107H119ZM125 108H123V110H124ZM127 109V108H126ZM163 109V108H162ZM178 109H180V108H178ZM186 109V108H185ZM19 110H18V112H19ZM42 110V109H41ZM52 110V109H51ZM60 110H61V108H60ZM64 110V109H63ZM71 110V109H70ZM87 110V109H86ZM86 110L84 111L85 113H86ZM89 110H87V113H88V111ZM116 110V109H115ZM114 110V111H115ZM129 110H132V109H130L129 108ZM158 110V109H157ZM177 110V109H176ZM196 110V109H195ZM17 111V110H16ZM46 111V110H45ZM66 111V110H65ZM79 111V110H78ZM108 111V110H107ZM106 111V112H107ZM110 111V110H109ZM120 111H122V110H120ZM119 111V112H120ZM126 110H124V112H125ZM172 111V110H171ZM47 112V111H46ZM69 112V111H68ZM73 112V111H72ZM80 112V111H79ZM79 112H78V114H79ZM91 112V111H90ZM95 112V111H94ZM93 112V113H94ZM127 112V111H126ZM130 112V111H129ZM141 112H142V110H141ZM160 112V111H159ZM167 112V111H166ZM174 112V111H173ZM172 112V113H173ZM55 113V112H54ZM86 113V114H87ZM92 113V112H91ZM1 114V113H0ZM19 113H17V115H18ZM25 114V113H24ZM56 114V113H55ZM54 114V115H55ZM72 114V113H71ZM86 114H85V116H86ZM88 114H90V113H88ZM101 114V113H100ZM113 114V113H112ZM116 114V113H115ZM114 114V115H115ZM119 114V113H118ZM160 114V113H159ZM171 114V113H170ZM50 115V114H49ZM49 115H45L46 117L45 118H47V116H49ZM68 115V114H67ZM80 115V114H79ZM103 115V114H102ZM122 115V114H121ZM127 115V114H126ZM131 115H133V113L131 114ZM161 115V114H160ZM194 115V114H193ZM19 116H20V114H19ZM27 116V115H26ZM25 116V117H26ZM52 117H53V115H51ZM59 116H60V114H59ZM71 115H69V117H70ZM73 116V115H72ZM71 116V117H72ZM92 116V115H91ZM111 116V115H110ZM117 116V115H116ZM115 116V117H116ZM1 117H2V115H1ZM50 117V116H49ZM96 117H97V115H96ZM101 117V116H100ZM112 117V116H111ZM114 117V116H113ZM114 117V119L116 120L117 118H115ZM118 117H120V116H118ZM122 117L123 116H121L119 119L121 120L122 119ZM131 117V116H130ZM137 117V116H136ZM27 118V117H26ZM30 118H31V116H30ZM77 118V117H76ZM86 118V117H85ZM126 118V117H125ZM161 118V117H160ZM57 119V118H56ZM79 119V118H78ZM136 119V118H135ZM157 119H159V118H157ZM0 120H1V118H0ZM5 120V119H4ZM4 120H3V122H4ZM32 120V119H31ZM87 120H88V118H87ZM96 120V119H95ZM109 120V119H108ZM112 120V119H111ZM119 120V121H120ZM125 120V119H124ZM53 121H55L54 119H53ZM57 121H59V120H57ZM63 121V120H62ZM66 121H67V119H66ZM71 121V120H70ZM69 121V122H70ZM76 121V120H75ZM99 121V120H98ZM117 121V120H116ZM116 121H115V123H116ZM126 121V120H125ZM125 121H124V124H126L125 123ZM142 121V120H141ZM145 121V120H144ZM148 121V120H147ZM146 121V122H147ZM152 121V120H151ZM150 121V122H151ZM155 121V120H154ZM159 121V120H158ZM6 122H7V120H6ZM28 122V121H27ZM27 122H25V123H27ZM68 122V121H67ZM83 122V121H82ZM126 122H128V121H126ZM146 122H145V124H146ZM236 122V121H235ZM24 123V122H23ZM46 123V122H45ZM59 123V122H58ZM64 123V122H63ZM71 123V122H70ZM78 123H80V121L78 122ZM86 123H88V122H86ZM114 123V124H115ZM117 123H119L118 121H117ZM121 123H123L122 121L120 122V124ZM132 123V122H131ZM154 123V122H153ZM199 123V122H198ZM238 123V124H239ZM7 124H8V122H7ZM17 124V123H16ZM50 124H52V121H51V123ZM61 124V123H60ZM77 124V123H76ZM91 124V123H90ZM98 124V123H97ZM108 124V123H107ZM106 124V125H107ZM111 124V123H110ZM135 124V123H134ZM155 124V123H154ZM166 124V123H165ZM195 124H197V123H195ZM1 125H3V124H1ZM31 126H32V124H30ZM37 125V124H36ZM92 125V124H91ZM99 125V124H98ZM113 125V124H112ZM119 125V124H118ZM122 125V124H121ZM128 125V124H127ZM144 125V124H143ZM149 125V124H148ZM153 125V124H152ZM169 125V124H168ZM4 126V125H3ZM23 126V125H22ZM40 126V128H41V125H39ZM109 126V125H108ZM117 126V124L116 125H113L112 126V128L114 127H116ZM129 126V125H128ZM156 126V125H155ZM166 126V125H165ZM15 127H16V125H15ZM36 127H38V126H36ZM68 127H71V126H68ZM72 127H73V125H72ZM88 127V126H87ZM98 127V126H97ZM111 127V126H110ZM120 127V126H119ZM119 127H116V128H119ZM127 127V126H126ZM131 127V126H130ZM135 127H137V129H138V126H135ZM134 127V128H135ZM140 127V126H139ZM144 127H147V124H146V126L144 125ZM4 128V127H3ZM6 129H7V127H5ZM10 128V127H9ZM12 128V127H11ZM10 128V129H11ZM13 128H14V124H13ZM24 128V127H23ZM115 128V129H116ZM133 128V129H134ZM141 128H142V126H141ZM149 128V127H148ZM205 128V127H204ZM213 128H214V126H213ZM2 129V128H1ZM36 129V128H35ZM38 129V128H37ZM99 129V128H98ZM140 129V128H139ZM149 129H151V127L149 128ZM91 130V129H90ZM119 130H121L120 128H119ZM130 130H132V129H130ZM128 131V132H130V134H132L131 136L132 137H134L133 136V133L131 132V131ZM142 131H143V128L141 129ZM206 130V129H205ZM7 131V130H6ZM33 131V130H32ZM123 131V130H122ZM125 131V130H124ZM133 131V130H132ZM145 131V130H144ZM149 131V130H148ZM238 131V130H237ZM1 132V131H0ZM4 132H5V129H4ZM10 132V131H9ZM136 133H138L137 131H135ZM22 133H24V132H21V133H18V134H22ZM43 132H41V134H42ZM72 133H74V132H72ZM72 133H71V136H72ZM92 133V132H91ZM140 133V132H139ZM53 134V133H52ZM51 134V135H52ZM63 134V133H62ZM130 134H129V137H130ZM143 134H144V132H143ZM150 134H151V132H150ZM152 134H153V132H152ZM151 134V135H152ZM212 134V133H211ZM1 135V134H0ZM27 135V134H26ZM55 135H58V134H55ZM54 135V136H55ZM73 135H75V134H73ZM109 135V134H108ZM115 135H116V133H115ZM118 135V134H117ZM136 135H138V134H136ZM136 135H135V137H136ZM141 135V134H140ZM201 135V134H200ZM12 136H14V135H12ZM22 136H24V135H22ZM21 136V137H22ZM49 136V135H48ZM61 136V135H60ZM70 136V137H71ZM77 136V135H76ZM99 136H101L102 137V135H99ZM109 136H111V135H109ZM126 136H127V138H128V135L126 134ZM153 136H155V135H153ZM152 136V137H153ZM203 136V135H202ZM244 136V137H243ZM29 137H30V135H29ZM52 137H53V135H52ZM64 137V136H63ZM69 137V138H70ZM73 137V136H72ZM93 137H95V136H93ZM101 137H97V138H99L100 140H101ZM107 137V136H106ZM105 136H104V138L107 140V138H106ZM124 137V136H123ZM138 137V136H137ZM149 137H150V135H149ZM157 137V136H156ZM204 137V136H203ZM4 138H6V136L4 137ZM8 138H11V137H8L7 136V140H8ZM18 138H19V136H18ZM49 138V137H48ZM51 138V137H50ZM49 138V139H50ZM54 138H57V137H54ZM65 138V137H64ZM68 138V137H67ZM74 138V137H73ZM77 139L78 138H82V137H80V136H78V137H76ZM96 138V137H95ZM94 138V139H95ZM116 138V137H115ZM151 138V137H150ZM148 139V137L146 138V139H148V140H152V139ZM154 138V137H153ZM205 138V137H204ZM16 139V138H15ZM20 139V138H19ZM19 139H17V140H19ZM27 139H29V138H27ZM40 139V138H39ZM52 139V138H51ZM61 140H62V136H61V138H60ZM60 139L58 140V141H60ZM110 139H112V138H110ZM110 139H109V141H110ZM119 139V138H118ZM124 139V138H123ZM126 139V138H125ZM130 139V138H129ZM133 139H135V138H133ZM132 139V140H133ZM141 139H142V137H141ZM154 139H156V138H154ZM42 140H43V138H42ZM66 140V139H65ZM64 140V141H65ZM70 140V139H69ZM100 140H98L97 142H101ZM103 140V139H102ZM105 140V141H106ZM131 140V141H132ZM137 140V139H136ZM226 140V139H225ZM53 141V140H52ZM73 141H74V139H73ZM88 141V140H87ZM108 141V142H109ZM126 141H128V140H126ZM144 141H145V139H144ZM143 141V142H144ZM223 141V140H222ZM19 142V141H18ZM29 142V141H28ZM28 142L26 143V145L28 144ZM31 142V141H30ZM39 142H41V141H39ZM46 142V141H45ZM44 142V143H45ZM76 142V141H75ZM78 142V141H77ZM94 143H95V141H93ZM120 142V141H119ZM122 142V141H121ZM124 142V141H123ZM151 143L153 142V141H150ZM154 142H155V140H154ZM154 142H153V145H157V144H154ZM224 142V141H223ZM15 143V142H14ZM32 143V142H31ZM54 143V142H53ZM69 143H71V144H74V143H72L71 141L69 142ZM68 143V140H67V144H69ZM111 143H112V141H111ZM114 143V142H113ZM166 143V142H165ZM214 143V142H213ZM9 144H11V143H9ZM23 144V143H22ZM39 144V146L41 145L40 143H38ZM51 144V143H50ZM64 144H66V141H65V143ZM66 144V145H67ZM76 144V143H75ZM74 144V145H75ZM78 144V143H77ZM84 144V143H83ZM86 144H87V142H86ZM96 144V143H95ZM238 144H239V146H244V145H242L243 144V142L241 143V145H240V143L238 142ZM2 145V144H1ZM8 145V144H7ZM37 145V144H36ZM61 145H62V143H61ZM73 145V146H74ZM90 145V144H89ZM101 145V144H100ZM115 145V144H114ZM138 145V144H137ZM148 145H150V143L148 144ZM212 145V144H211ZM214 145V144H213ZM46 146V145H45ZM50 146V145H49ZM60 146V145H59ZM65 146V145H64ZM71 146V145H70ZM107 146V145H106ZM109 146V145H108ZM107 146V147H108ZM113 146V145H112ZM136 146V145H135ZM140 147H141V144L139 145ZM139 146H137V147H139ZM142 146H144V145H142ZM160 146V145H159ZM235 146V145H234ZM2 147V146H1ZM7 147V146H6ZM9 147V146H8ZM11 147V146H10ZM9 147V148H10ZM14 147V146H13ZM16 147V146H15ZM14 147V148H15ZM27 147V146H26ZM29 147V146H28ZM48 147V146H47ZM56 147V146H55ZM60 147H62V146H60ZM85 147V146H84ZM94 147V146H93ZM97 147H98V144H97ZM104 147V146H103ZM107 147H105V149H107ZM126 147V146H125ZM157 147V146H156ZM155 147V149L156 150H158L157 148H159V147H157L156 148ZM162 147V146H161ZM170 147V146H169ZM183 147V146H182ZM237 147H238V145H237ZM237 147L235 146V148L237 149ZM20 148H21V146H20ZM48 148H50V147H48ZM65 148H67V147H65ZM71 148V147H70ZM79 148H80V146H79ZM99 148H101L102 149V147H98V149ZM133 148V147H132ZM144 148H145V146H144ZM144 148H143V152L145 151L144 150ZM164 148V147H163ZM166 148V147H165ZM198 148H199V146H198ZM214 148V147H213ZM224 148V147H223ZM239 148V147H238ZM243 148V147H242ZM1 149V148H0ZM43 149V148H42ZM57 149V148H56ZM69 149V148H68ZM83 149V148H82ZM86 149H88V148H85V150ZM104 149V148H103ZM114 149H115V147H114ZM122 149V148H121ZM136 149V148H135ZM140 149V148H139ZM138 149V150H139ZM142 149V148H141ZM146 149V148H145ZM152 149H153V147H152ZM155 149H153L154 151H152V152H154V153H152V154H155ZM172 149V148H171ZM178 149H179V147H178ZM221 149V148H220ZM244 149H245V146H244ZM244 149H242V150H244ZM45 150H46V148H45ZM61 150V149H60ZM63 150V149H62ZM90 150V149H89ZM108 150V152H109V149H107ZM117 150V149H116ZM115 150V152H118V150L116 151ZM168 150V149H167ZM18 151V150H17ZM57 151V150H56ZM59 151V150H58ZM57 151V152H58ZM66 151H68L67 149H66ZM81 151V150H80ZM86 151H88V150H86ZM93 151V150H92ZM99 151H101L100 149H99ZM103 151V150H102ZM102 151H101V153H102ZM106 151V150H105ZM110 151H111V149H110ZM159 151V150H158ZM157 151V152H158ZM170 151V150H169ZM168 151V152H169ZM223 151V150H222ZM225 151V150H224ZM235 151H237V150H235ZM6 152V151H5ZM8 152H10V151H8ZM47 152V151H46ZM49 152V151H48ZM76 152V151H75ZM74 152V153H75ZM94 152H95V150H94ZM94 152H92L93 153V155H95L94 154ZM97 152V151H96ZM112 152V151H111ZM119 152H120V150H119ZM121 152H123L124 153V150L123 151H121ZM129 152H131V151H129ZM156 152V153H157ZM159 152H161V151H159ZM166 152V151H165ZM241 152V151H240ZM12 153V152H11ZM24 153V152H23ZM56 153V152H55ZM87 153H91V152H87ZM91 153V154H92ZM100 153V152H99ZM101 153L99 154V156L101 155ZM106 153V152H105ZM105 153H103V154H105ZM123 153H122V158H123V156L126 154H124L123 155ZM146 153V155L148 154L147 153V151L145 152ZM144 153V154H145ZM173 153V152H172ZM220 153H221V151H220ZM248 153V157L246 156V154ZM15 154H17V153H15ZM14 154V155H15ZM45 154V153H44ZM44 154H43V156H44ZM47 154V153H46ZM51 154V153H50ZM54 153H52V155H53ZM77 154V153H76ZM75 154V155H76ZM80 154H82V153H80ZM91 154H90V156H91ZM107 154V153H106ZM112 154H114V151H113V153ZM132 154V152L130 153V155ZM134 154H136L135 153V150H134ZM140 154V153H139ZM150 154V153H149ZM161 154H163V153H161ZM166 154V153H165ZM170 154H171V152H170ZM178 154V153H177ZM218 154H219V152H218ZM242 154V155H243ZM13 155V156H14ZM40 155V154H39ZM74 155V154H73ZM78 155V154H77ZM84 155V154H83ZM96 155H97V153H96ZM116 155V154H115ZM120 155L118 154V156L120 157ZM129 155V154H128ZM174 155V154H173ZM220 155V154H219ZM218 155V156H219ZM46 156V155H45ZM55 156H56V154H55ZM60 156V155H59ZM70 156V155H69ZM68 156V157H69ZM98 156V155H97ZM108 156V155H107ZM125 156H127V155H125ZM134 156V155H133ZM136 156V155H135ZM160 156V155H159ZM169 157H170V155H168ZM180 156V155H179ZM6 157V156H5ZM4 157V158H5ZM18 156H16V158H17ZM20 157V156H19ZM39 157V156H38ZM42 157V156H41ZM57 157V156H56ZM64 157H65V155H64ZM67 157V158H68ZM73 157V156H72ZM76 157V156H75ZM79 157V156H78ZM86 157V156H85ZM102 157V159H103V156H101ZM106 157V156H105ZM116 157V156H115ZM119 157H118V159H119ZM152 158H154L153 157V155L151 156ZM156 157V156H155ZM164 157V156H163ZM174 157V156H173ZM221 157V156H220ZM12 158V157H11ZM46 158V157H45ZM48 158V157H47ZM66 158V159H67ZM71 158V157H70ZM83 158V157H82ZM127 158H128V156H127ZM131 158V157H130ZM147 158V157H146ZM146 158H145V160H146ZM216 159H218L217 157H215ZM232 158H234V157H232ZM14 159H15V157H14ZM37 159V158H36ZM40 159V158H39ZM38 159V160H39ZM42 159H43V157H42ZM59 159V158H58ZM74 159V158H73ZM76 159V160H75ZM73 161L75 162V161H77V157L75 158ZM86 158H84L83 160H85ZM97 157L95 156V161H98L99 160V158L97 159ZM105 159H107V157L106 158H104V161H105ZM121 159V158H120ZM119 159V160H120ZM136 160H137V158H135ZM135 159H133L134 161H135ZM147 159H149V157L147 158ZM170 159V158H169ZM216 159H214V160H216ZM236 159V158H235ZM250 158H248V160H249ZM8 160H9V158H8ZM25 160V159H24ZM37 160V161H38ZM49 160H50V158H49ZM82 160V161H83ZM94 159L92 158V161H93ZM116 160V159H115ZM125 159H123V162L122 163H125V161H124ZM128 160H129V158H128ZM127 160V161H128ZM132 160V161H133ZM164 160V159H163ZM166 160V159H165ZM229 160V159H228ZM240 160V159H239ZM238 160V161H239ZM16 161V160H15ZM22 161V160H21ZM31 161V160H30ZM29 160H28V162H30ZM33 161V160H32ZM41 161V160H40ZM40 161H39V163H40ZM55 161H56V158H55ZM80 161V160H79ZM99 161H101V160H99ZM129 161H131V160H129ZM128 161V162H129ZM133 161V162H134ZM142 161H144V159L142 160ZM141 161V162H142ZM156 161V160H155ZM171 161V160H170ZM192 161V160H191ZM213 161V160H212ZM217 162H218V164H219V161H221V159L219 158L218 160H216ZM236 161H237V159H236ZM244 161V162H245ZM11 162H12V160H11ZM48 162V161H47ZM57 162H58V160H57ZM56 162V163H57ZM71 162H72V160H71ZM90 162V161H89ZM102 162V161H101ZM101 162H99V163H101ZM127 162V163H128ZM158 162V161H157ZM165 162V161H164ZM166 162H167V160H166ZM177 162V161H176ZM211 162V161H210ZM243 161H242V163L239 165V166H237V165H231V163L230 162H228L230 165L229 166H231V172H232V170H233V168H236V173H238L237 171L239 170L238 168L242 165L243 166V163H244ZM5 163V162H4ZM3 163V164H4ZM14 163V162H13ZM36 163V162H35ZM44 163H45V161H44ZM50 163V162H49ZM52 163V162H51ZM61 163V162H60ZM78 163V162H77ZM82 164H83V162H81ZM91 163H93V162H91ZM113 163L114 162H110V164H108V166L109 165H111V167H112V165H113ZM145 163V162H144ZM185 163V162H184ZM211 163H214V162H211ZM225 163V162H224ZM234 163V160H233V162H232V164ZM238 163V162H237ZM246 163V162H245ZM1 164V163H0ZM55 164V163H54ZM72 164H74L73 162H72ZM81 164V165H82ZM85 164V163H84ZM87 164V163H86ZM86 164H85V166H86ZM102 164V163H101ZM107 164V163H106ZM116 164V163H115ZM126 164V163H125ZM125 164L123 165V167L125 166ZM129 164V163H128ZM127 164V165H128ZM146 164V163H145ZM168 164V163H167ZM198 164V163H197ZM215 164V163H214ZM213 164V165H214ZM247 164V163H246ZM28 165H30V164H28ZM33 165V164H32ZM42 165V164H41ZM44 165V164H43ZM59 165V164H58ZM102 165H104V164H102ZM118 165V164H117ZM122 165H121V167H122ZM138 165V164H137ZM224 165V164H223ZM222 165V163H221V167L223 166ZM35 166H37V165H35ZM49 166H51V165H49ZM72 166V165H71ZM77 166L79 167V165L77 164ZM82 166H84V165H82ZM87 166H88V164H87ZM90 166V165H89ZM97 166H98V163H97ZM106 166V165H105ZM105 166L103 167V168H105ZM120 166V165H119ZM181 166V165H180ZM185 166V165H184ZM218 166V165H217ZM216 166V167H217ZM232 166H237V167H233L232 168ZM241 166V169L243 168ZM247 166V165H246ZM14 167V166H13ZM16 167V166H15ZM19 167V166H18ZM26 167V166H25ZM42 167V166H41ZM81 167V166H80ZM79 167V168H80ZM94 167H95V164H94ZM99 167H101V166H99ZM98 167V168H99ZM110 167V168H111ZM114 167H116L115 165H114ZM139 167V166H138ZM138 167H137V169H138ZM144 167V166H143ZM186 167V166H185ZM198 167V166H197ZM211 167V166H210ZM213 168H214V166H212ZM215 167V168H216ZM220 167V168H221ZM82 168V170H83V167H81ZM110 168H108L109 170H111ZM117 168V167H116ZM126 168V167H125ZM130 168H132V165L130 166ZM136 168V167H135ZM224 168V167H223ZM246 167H245V165H244V169H245ZM252 168V167H251ZM24 169V168H23ZM26 169H28V168H26ZM25 169V170H26ZM33 169V168H32ZM38 169V168H37ZM42 169H43V167H42ZM49 169V168H48ZM74 169V168H73ZM77 169V168H76ZM84 169H85V167H84ZM90 169H92V168H90ZM100 170H101V168H99ZM107 168H105V169H103L104 171L106 170ZM115 169V168H114ZM118 169V168H117ZM116 169V170H117ZM122 169V168H121ZM121 169H119V170H121ZM127 169V168H126ZM133 169V168H132ZM212 169V168H211ZM219 169V168H218ZM217 169V170H218ZM222 169V168H221ZM229 169H230V167H229ZM238 169V170H237ZM255 169H256V171H255ZM17 170V169H16ZM31 170V169H30ZM30 170H29V172H30ZM39 170V169H38ZM80 170V169H79ZM79 170H78V172H79ZM113 170V169H112ZM112 170H111V172H112ZM118 170V171H119ZM123 170H125V169H123ZM128 170V169H127ZM140 170V169H139ZM224 170V172H225V169H223ZM13 171V170H12ZM12 171H9V172H12ZM24 171V170H23ZM36 171V170H35ZM45 171H46V169H45ZM48 171V170H47ZM65 171V170H64ZM69 172H70V170H68ZM76 171V170H75ZM89 171V173H91L90 172V170H88ZM92 171V170H91ZM94 171V170H93ZM118 171H115V172H118ZM126 171V170H125ZM129 171H131V170H129ZM133 171V170H132ZM132 171H131V173H132ZM137 171V170H136ZM229 171V172H230ZM240 171V170H239ZM245 171V170H244ZM245 171V172H246ZM38 172V171H37ZM77 172V171H76ZM86 173H87V171H85ZM96 174L98 173V171H97V169H96ZM95 172H93V173H95ZM106 172L108 173V171L106 170ZM114 172V171H113ZM134 172H135V170H134ZM216 172V171H215ZM219 172V171H218ZM223 172V173H224ZM227 172V171H226ZM230 172V173H231ZM242 172V171H241ZM251 172V171H250ZM19 173V172H18ZM26 173V172H25ZM68 173V172H67ZM82 173V172H81ZM83 173H84V171H83ZM82 173V174H83ZM92 173V174H93ZM110 173V172H109ZM108 173V174H109ZM124 173V172H123ZM127 173V172H126ZM150 173H152V172H150ZM220 173V172H219ZM222 172H221V174H223ZM235 173V172H234ZM233 173V174H234ZM235 173V176L236 177H238L237 176V174ZM240 173V172H239ZM239 173H238V175H239ZM13 174V173H12ZM20 174V173H19ZM23 174V173H22ZM27 174V173H26ZM78 174V173H77ZM96 174H93L94 176H96ZM99 174V173H98ZM108 174H107V176H108ZM111 174H113V173H110V175ZM117 174H119V172L117 173ZM120 174H121V172H120ZM130 174V173H129ZM128 174V175H129ZM141 174V173H140ZM157 174V173H156ZM225 174V173H224ZM223 174V175H224ZM232 174V173H231ZM241 174V173H240ZM8 175V174H7ZM11 175V174H10ZM28 175V174H27ZM31 174H29V176H30ZM35 175V174H34ZM57 175V174H56ZM55 175V176H56ZM79 175H80V172H79ZM79 175L77 176V177H79ZM84 175V174H83ZM83 175H81V176H83ZM105 175V174H104ZM104 175H103V177H104ZM114 175H115V173L113 174V178L112 179H114V178H116V177H118L119 178V176H117L116 175V177H114ZM123 175H125V173L123 174ZM130 175H132V174H130ZM129 175V176H130ZM186 175V174H185ZM223 175H221L222 177H223ZM226 175H228V173H226ZM242 175V174H241ZM14 176V175H13ZM58 176V175H57ZM56 176V177H57ZM91 176V175H90ZM127 176V175H126ZM135 176V175H134ZM151 176H152V174H151ZM157 175H155V177H156ZM221 176H219V177H221ZM234 176V175H233ZM6 177V176H5ZM15 177V176H14ZM25 177V176H24ZM28 177V176H27ZM32 177H33V175H32ZM36 177V176H35ZM46 177H47V175H46ZM65 177V179L68 181V179L66 178V176H64ZM63 177V178H64ZM88 177V176H87ZM102 178V175L101 176H99V178ZM132 177H133V175H132ZM225 177V176H224ZM240 177V176H239ZM241 177H243V176H241ZM13 178V177H12ZM85 178V177H84ZM96 178V177H95ZM105 178V177H104ZM117 178V179H118ZM126 178V177H125ZM129 178V177H128ZM246 177H244V179H245ZM20 179V178H19ZM29 179H31L30 177H29ZM40 179V178H39ZM58 179V178H57ZM70 179V178H69ZM76 179V178H75ZM80 179H82L81 177H80ZM89 178H87V180H84V181H86V182H88V183H90V184H92L93 182H94V179H89ZM116 179V180H117ZM120 179V178H119ZM124 179V178H123ZM122 179V180H123ZM162 179V178H161ZM237 179V178H236ZM239 180H240V178H238ZM242 179V178H241ZM41 180V179H40ZM59 180H61V179H58V181ZM71 180V179H70ZM70 180H69V182H70ZM108 180H110V179H108ZM107 180V181H108ZM115 180V179H114ZM122 180H120V181H122ZM124 180H126V179H124ZM159 180V179H158ZM172 180V179H171ZM218 180H219V178H218ZM218 180H217V182H216V179H213V182L209 185L210 186V189H209V191L210 192H208V190H207V194L208 193H212V192H214V191H216L217 189L216 188H220V189H222V187H223V183L221 182V184L218 182ZM243 180V179H242ZM76 181V180H75ZM95 181H96V179H95ZM97 181H99V180H97ZM105 181V180H104ZM111 181H113V180H111ZM111 181H109V182H111ZM48 182V181H47ZM59 182H61V181H59ZM64 182V181H63ZM77 182V181H76ZM76 182H75V184H76ZM114 182H116V181H114ZM113 182V183H114ZM129 183H130V181H128ZM176 182V181H175ZM240 182V181H239ZM2 183V182H1ZM40 183V182H39ZM62 183V182H61ZM72 183V182H71ZM80 183V182H79ZM81 183H83L82 181H81ZM113 183L111 184V185H113ZM187 183H188V181H187ZM190 183V182H189ZM6 184H7V182H6ZM63 184V183H62ZM78 184V183H77ZM94 184H96V183H94ZM91 185V186H95V185ZM97 184H98V182H97ZM105 184H106V182H105ZM127 183H125L124 182V185H126ZM236 184V183H235ZM241 184V183H240ZM1 185V184H0ZM81 185V184H80ZM79 185V186H80ZM87 185V184H86ZM85 185V186H86ZM102 185H103V183H102ZM129 185V184H128ZM190 185V184H189ZM222 185V186H221ZM238 185V184H237ZM3 186V185H2ZM9 186V185H8ZM62 186V185H61ZM69 186V185H68ZM82 186V185H81ZM84 186V187H85ZM106 186V185H105ZM108 186H110V185H108ZM107 186V187H108ZM119 186V184L117 183V187ZM120 186H122V185H120ZM152 186V185H151ZM184 186V185H183ZM221 186V187H220ZM66 187V186H65ZM73 187V186H72ZM97 187V186H96ZM104 187V186H103ZM107 187H106V189H107ZM112 188H111V191H112V189H114V192L115 191H118L117 190V188H116V183H115V187L114 186H111ZM186 187H187V185H186ZM185 187V192H186V190L188 189V188H186ZM240 187V186H239ZM63 188V187H62ZM69 188V187H68ZM73 188H75V186L73 187ZM72 188V189H73ZM122 188V199L121 200H118L117 198H118V196H117V201H115V202H113V201H109L108 199H107V196H108V194H107V196H105L106 194H104V188H99V185H98V188L96 189V191L94 192L93 190H91L90 188H87L88 189V191L89 192H94V193H96V195H98L96 198L98 199V201H99V204L101 205V207H100V209H98L97 210V212H96V214L95 213H93L94 215L92 216V219L95 221V223H96V233L95 234H101L102 232H104V231H106V230H108V229H110V228H112L113 227V229H116V224L118 223L119 225H121V227L123 226H126L127 225V223L129 222V220H130V217H133V216H130L129 217V215H130V209H131V205H130V197H131V191L129 190V188H128V186L126 185L125 187H121ZM184 188V187H183ZM234 188V187H233ZM0 189H1V187H0ZM12 189V188H11ZM10 189V190H11ZM64 189V188H63ZM70 189V188H69ZM72 189H70V190H72ZM90 189V190H89ZM103 189V190H102ZM137 189H138V187H137ZM216 189V190H215ZM4 189H2L1 191H3ZM13 190V189H12ZM11 190V191H12ZM17 190V189H16ZM43 190V189H42ZM50 190H52V189H49V191ZM56 190L57 189H55V191H53V192H55L56 193ZM82 190H85V189H81V191ZM5 191V190H4ZM18 191V190H17ZM24 191V190H23ZM34 191V190H33ZM37 191V190H36ZM40 190H38L37 191V193L39 192ZM46 191V190H45ZM62 191V190H61ZM107 191H109L108 189H107ZM134 191V190H133ZM188 191V190H187ZM204 191H206V190H204ZM219 191V190H218ZM222 191V190H221ZM10 192V191H9ZM31 192V191H30ZM42 191H40V193H41ZM48 192V191H47ZM87 191L85 190V192L83 193V194H85ZM113 192V191H112ZM182 192V191H181ZM189 192V191H188ZM187 192V193H188ZM200 192H202V191H200ZM238 192V193H237ZM3 193V192H2ZM35 193V192H34ZM45 193V192H44ZM50 193V192H49ZM48 193V195H52V193L51 194H49ZM64 193V192H63ZM93 193V194H94ZM109 193V192H108ZM120 193V192H119ZM119 193H117L116 192V194L115 195H119ZM184 193V192H183ZM20 194V193H19ZM42 194V193H41ZM47 194V193H46ZM60 194V193H59ZM91 193H89V194H87V196L88 195H90ZM121 194H120V196H121ZM193 194H195V192L193 193ZM200 193H198V195H199ZM202 194V193H201ZM200 194V195H201ZM206 194V195H207ZM2 195V194H1ZM29 195V194H28ZM27 195V196H28ZM35 195V194H34ZM54 195V194H53ZM65 195V194H64ZM78 195V194H77ZM81 195V194H80ZM114 195V194H113ZM111 196L110 197V199H112V197H116V196ZM184 195V194H183ZM185 195H187V194H185ZM204 195H205V193H204ZM204 195H202V197L204 196ZM205 195V196H206ZM5 196H7V195H5ZM4 196V197H5ZM9 196H10V194H9ZM13 196V195H12ZM16 196V195H15ZM21 197H22V195H20ZM61 196H63V194L61 195ZM61 196L59 197L60 199H58L59 201L60 200H62V198H61ZM66 196V195H65ZM71 196V195H70ZM73 196H76L75 194L73 195ZM79 196V195H78ZM93 196V195H92ZM110 196V195H109ZM108 196V197H109ZM2 197V196H1ZM3 197V198H4ZM8 197V196H7ZM39 197H40V195H39ZM54 197V196H53ZM80 197V196H79ZM84 197H86V196H84ZM91 197V196H90ZM139 197V196H138ZM187 197V196H186ZM195 197V196H194ZM194 197H190L192 200H195L194 199ZM201 197V198H202ZM46 198H48V197H44L43 199H46ZM55 198H57V197H55ZM65 198V197H64ZM72 198V197H71ZM82 197H80V199H81ZM88 198H89V196H88ZM95 198V197H94ZM137 198V197H136ZM196 198V197H195ZM5 199V198H4ZM16 199V198H15ZM28 199V198H27ZM42 199V198H41ZM53 199V198H52ZM197 199V198H196ZM203 199V198H202ZM231 199V198H230ZM6 200V199H5ZM4 200V201H5ZM21 200H22V198H21ZM29 200V199H28ZM57 200V201H58ZM77 200V199H76ZM79 200V199H78ZM83 200V199H82ZM114 200V199H113ZM204 200V199H203ZM211 200V199H210ZM240 200V201H241ZM4 201H3V205H7V204H4ZM15 201V200H14ZM27 201V200H26ZM30 201H32V200H30ZM38 201V200H37ZM48 201H49V199H48ZM55 201H56V199H55ZM56 201V203H58ZM63 201V200H62ZM84 202H85V198H84V200H83ZM196 202H199L198 203V205L196 206V207H198L196 210L194 209V208H192V209H194V211H192L193 213H192V216H189V217H192L193 218V216H194V218H193V222L191 221L190 222V220H188L187 221V224H180V226H179V228H177L178 230H176V232H180L181 233V235H182V237H179V239H180V241L178 242V243H180V245H181V249H178V247H176L177 249H178V251L180 250V255H181V257H182V261H183V263L182 264H218V263H222V262H224V264H264V244L262 245V246H256V245H254V244H252L253 242H251L250 241V239H248V237L246 238V233L244 232V236H243V234H242V236L241 235H239V232H240V230H239V232L238 233H233V232H236V231H233V229H231L232 230V233L230 232V231H228L227 230V226H225V225H227V224H225L226 223V221H225V219L226 218H228L229 216H227V214L225 213V211H224V213H225V216H227L226 218H224L223 216H222V214H221V212H220V206H219V204L218 203H216V204H211V205H207V207L205 206L204 207V205L203 204H205L206 202H201V199H197V200H195ZM233 201V200H232ZM16 202V201H15ZM29 202V201H28ZM42 202V201H41ZM46 202V201H45ZM61 202V201H60ZM60 202L58 203V204H60ZM76 202V201H75ZM75 202H74V204H75ZM78 202V201H77ZM87 202V201H86ZM85 202V208H86V210H87V207H86V203ZM190 203H192L191 202V200L189 201ZM208 202V201H207ZM25 203H27V202H25ZM30 203V202H29ZM63 203V202H62ZM71 203V202H70ZM92 203H95V202H92ZM189 203V204H190ZM232 203V202H231ZM231 203H228V206L229 205H232ZM235 203V202H234ZM1 204H2V202H1ZM11 204V203H10ZM10 204H8V206L10 205ZM45 204V203H44ZM43 204V205H44ZM50 204L51 205H53V203L52 202H50ZM55 204V203H54ZM64 204H66V206L67 205H69V204H67V203H65V200H64ZM77 204V203H76ZM79 204H80V201H79ZM79 204H77V206L79 205ZM182 204V203H181ZM185 203L183 202V207H181L183 210H182V212L183 213H185L187 210H186V205H184ZM207 204V203H206ZM241 204V203H240ZM25 205V204H24ZM42 205V204H41ZM47 205V204H46ZM51 205L49 206V208L51 207ZM57 204H55V206H56ZM89 205H90V203H89ZM134 205V204H133ZM191 205V204H190ZM189 205V206H190ZM192 205H193V203H192ZM196 205V204H195ZM235 205V204H234ZM234 205H232V206H234ZM239 205V204H238ZM8 206H6V207H8ZM11 206V205H10ZM23 206V205H22ZM21 206V207H22ZM39 206L40 205H38V208H39ZM58 206H62L61 204L60 205H58ZM57 206V209L59 208ZM73 206V205H72ZM82 206V205H81ZM95 206V205H94ZM188 206V205H187ZM232 206H229L230 208L232 207ZM243 206V205H242ZM14 207H16L17 208V206H14ZM48 207V206H47ZM70 207H71V204H70ZM70 207H68L67 209H69ZM84 207H83V210H85L84 209ZM236 207V206H235ZM250 207V206H249ZM11 208H13V205L11 206ZM20 207L18 206V209H19ZM25 208V207H24ZM23 208V209H24ZM26 208H29L28 206L26 207ZM21 209L22 211H24L25 212V210L28 212V210L27 209ZM34 208H36V207H34ZM48 208V209H49ZM55 207H53V209H54ZM66 208V207H65ZM78 208H79V206H78ZM93 208V207H92ZM232 208H234V207H232ZM2 210H0V219H4V220H7V219H9L10 218V216H14V214L13 213H15V212H13V213H11L12 211L10 210H3V208H1ZM32 209V208H31ZM47 209V210H48ZM71 209V208H70ZM69 209V210H70ZM80 209H82L81 207H80ZM168 209V208H167ZM188 209V211L189 210H191V208H187ZM227 209V208H226ZM225 209V210H226ZM250 209H252V208H250ZM20 210V211H21ZM34 210V209H33ZM40 210V209H39ZM44 210H45V208H44ZM50 211H51V213H53L52 211L53 210H51V209H49ZM54 210H56V208L54 209ZM77 210V208L76 209H74V211H76ZM82 210V211H83ZM85 210V211H86ZM95 210V209H94ZM154 210V209H153ZM227 210H229V209H227ZM232 210V209H231ZM22 211H21V214H22ZM37 211H38V209H37ZM62 210H60L59 212H61ZM65 211H66V209H65ZM92 211V210H91ZM262 211V210H261ZM31 212V211H30ZM36 212V211H35ZM35 212H34V214H35ZM46 212V211H45ZM45 212H43L44 214H45ZM64 212V211H63ZM78 212V211H77ZM93 212V211H92ZM132 212V211H131ZM210 212H212V213H210ZM227 212V211H226ZM231 212V211H230ZM229 211L227 212V213H230ZM16 213H18V212H16ZM31 213H33V212H31ZM39 213V212H38ZM38 213H37V216H38ZM40 213H42V212H40ZM48 213V212H47ZM47 213H46V215H47ZM50 213V212H49ZM48 213V214H49ZM50 213V215H52ZM62 213V212H61ZM69 213V212H68ZM68 213H66L65 212V217L61 214V216L59 215H56L55 217H64V219L66 218V214H68ZM72 213V212H71ZM80 213V212H79ZM182 213V214H183ZM262 213V212H261ZM19 214V213H18ZM21 214H19V215H21ZM25 215H26V212L24 213ZM27 214H29L28 216H30V213H27ZM85 214V213H84ZM135 214V213H134ZM172 214V213H171ZM171 214H166V215H168L167 216V220L165 219V218H163V219H165L166 220V222L164 223V221H163V219H162V223H164L163 224V226H162V223L161 222H158V223H156L155 224V222H157V219H158V217H157V219H155L156 218V215H155V217L153 218V220H154V225H153V227L154 226H156L157 224H159V223H161V227H163L161 230H164V232L166 231L167 232V230H169V224H170V219H171V217H170V215ZM181 214V215H182ZM186 214H187V212H186ZM212 214V215H211ZM23 215V214H22ZM21 215V216H22ZM33 215V214H32ZM31 215V216H32ZM45 215V216H46ZM173 215L174 214H172L171 216L173 217ZM176 215V214H175ZM185 215V214H184ZM184 215H182V217L184 216ZM189 214H187V216H188ZM233 215V214H232ZM20 216V218H17V214H16V216H15V218H17V220H16V222H17V224L19 223L18 222V219H20L21 220V218L22 217H24V216H22L21 217ZM28 216H26V217H28ZM40 216V215H39ZM48 216V215H47ZM52 216H54V214L52 215ZM52 216H49L50 217V220H51V217ZM80 216V215H79ZM87 216H88V214H87ZM201 216H203V218H205L206 217V220H205V225H204V227H203V225H200L201 223H199L198 221H199V219H196L197 217L199 218V217H201ZM54 217V218H55ZM62 217V218H63ZM91 217V216H90ZM151 217V216H150ZM164 217H165V213H164ZM176 217V216H175ZM185 217V216H184ZM188 217V218H189ZM196 217V218H195ZM15 218H13V219H15ZM30 217H28V218H26V219H29ZM32 218H33V216H32ZM39 218H42L41 216L40 217H38V219L37 220H39ZM43 218H44V216H43ZM45 218H47L48 220H49V218L48 217H45ZM59 218V219H60ZM77 218V217H76ZM139 218H140V216H139ZM152 218V217H151ZM160 218V217H159ZM187 218V217H186ZM202 218V219H203ZM233 218V217H232ZM12 219V220H13ZM23 219V222H25L24 220V218H22ZM68 218H66V220H67ZM69 219H71L70 217H69ZM173 219V218H172ZM190 219V218H189ZM195 219V220H194ZM202 219H200V220H202ZM256 219V218H255ZM34 218L32 219V222L34 223ZM43 220V219H42ZM41 220V221H42ZM46 220V219H45ZM44 220V221H45ZM50 220H49V223H51L50 222ZM53 220H55L56 221V219H53ZM61 220H63V219H61ZM65 220V221H66ZM144 220V219H143ZM148 220V219H147ZM151 220V219H150ZM152 220V221H153ZM160 220V219H159ZM183 220V219H182ZM198 220V221H197ZM227 220V219H226ZM230 220V219H229ZM234 220H236V219H234ZM3 221V220H2ZM40 221V220H39ZM60 221V220H59ZM68 221V220H67ZM73 221V220H72ZM149 221V220H148ZM161 221V220H160ZM168 221V222H167ZM174 221V220H173ZM173 221H171L172 223H173ZM4 223H5V221H3ZM8 222V220L6 221V223ZM13 222H15V220L13 221ZM15 222V223H16ZM32 222L31 221H29L28 223H30L31 225H29V226H31V227H34L33 225H35V224H32ZM63 222H64V220H63ZM78 222V221H77ZM150 222V221H149ZM188 222H190V223H188ZM233 222V221H232ZM231 222V223H232ZM0 223H2L1 222V220H0ZM4 223H2V224H4ZM36 223V222H35ZM39 223H41V222H39ZM45 223H47V221L46 222H44V225H46ZM58 223V222H57ZM59 223H62V222H59ZM68 223H69V221H68ZM68 223H66L67 225H68ZM72 223H74V221L72 222ZM84 223V222H83ZM132 223V222H131ZM192 223V224H191ZM1 224V225H2ZM20 224H22L21 223V221H20ZM42 224H43V221H42ZM41 224V225H42ZM53 224H54V222H53ZM52 224V225H53ZM56 224V223H55ZM64 224V223H63ZM65 224V225H66ZM79 224V223H78ZM129 224V223H128ZM176 224H178V223H176ZM239 224H240V222H239ZM5 225V224H4ZM7 225V224H6ZM5 225V226H6ZM26 225L28 226V224H27V222L26 223H24V225L23 226H25L26 227ZM41 225L39 226V224H38V226L39 227H41ZM61 225V224H60ZM60 225H59V227H60ZM64 225V226H65ZM65 226V227H69V225L68 226ZM72 225H74V224H71V229H72ZM76 225V224H75ZM92 225V224H91ZM130 225V224H129ZM160 225V224H159ZM233 225V224H232ZM38 226H36V227H38ZM47 226L49 227V224H47ZM51 226V225H50ZM57 226V225H56ZM61 226H63V225H61ZM63 226V227H64ZM78 226V225H77ZM88 226H90V224L88 225ZM87 226V227H88ZM158 226V225H157ZM170 226H171V224H170ZM172 226H175V223H174V225H172ZM238 226V225H237ZM241 226H243V225H241ZM240 226V227H241ZM253 226V225H252ZM2 227V226H1ZM0 227V228H1ZM4 227V226H3ZM8 226H6V228H7ZM30 227V228H31ZM43 227V230H44V228H45V230H46V226H42ZM42 227H41V229H42ZM54 227V226H53ZM75 227V226H74ZM80 227H81V224H80ZM115 227V228H114ZM123 227L122 228H120V230L121 229H123ZM137 227V226H136ZM141 227V226H140ZM152 227V228H153ZM159 227V226H158ZM160 227V228H161ZM177 227V226H176ZM232 227V226H231ZM239 227V226H238ZM239 227V228H240ZM19 228V230H20V226L18 227ZM17 228V229H18ZM28 228V227H27ZM55 228V227H54ZM61 228V227H60ZM77 228V227H76ZM79 228V227H78ZM90 228V227H89ZM119 228V227H118ZM127 228V226L126 227H124V229H126ZM135 228V227H134ZM171 228H173V227H171ZM170 228V229H171ZM242 228V227H241ZM264 228V227H263ZM2 229V228H1ZM0 229V230H1ZM8 229H9V227H8ZM14 229V228H13ZM23 229V228H22ZM21 229V230H22ZM25 229V228H24ZM41 229H38L37 231H40ZM51 229H53V228H51ZM55 229H57V228H55ZM62 229V228H61ZM71 229H69V231L71 230ZM85 229V228H84ZM88 229V228H87ZM154 229V228H153ZM156 229V228H155ZM154 229V230H155ZM258 229V228H257ZM5 230V229H4ZM32 230V229H31ZM35 230V232L38 234V236L39 237H41L42 235L44 236V234H41V236H40V233L39 232H37L36 231V229H34ZM33 230V231H34ZM68 230V229H67ZM67 230H65V231H67ZM76 230V229H75ZM75 230H74V233H75ZM80 230V229H79ZM79 230H78V232H77V230H76V235L73 233V232H71V234H74V236H76V239H77V233L79 234L80 232H79ZM89 230V229H88ZM137 230H138V228H137ZM143 230V229H142ZM160 230V231H161ZM237 230V229H236ZM263 230V229H262ZM6 231V230H5ZM5 231H2V232H0V233H3L4 234V232ZM23 231V230H22ZM27 231V230H26ZM49 231V230H48ZM59 231H61V230H59ZM64 231V232H65ZM111 230H109L108 232H110ZM116 231V230H115ZM122 231H125V230H122ZM128 231H130V229L128 230ZM133 231V230H132ZM145 231V230H144ZM238 231V230H237ZM24 232V231H23ZM40 232H42V231H40ZM49 232H51V230L49 231ZM53 232H55L56 233V231L53 229ZM62 232V231H61ZM82 232V231H81ZM93 232V231H92ZM95 232V231H94ZM143 232V231H142ZM149 232V231H148ZM164 232L163 231H161V233H163L162 234V236H164ZM173 232V231H172ZM174 232H175V228H174ZM179 232H178V234H179ZM231 234H230V233ZM7 233H9V230L7 231ZM11 233V232H10ZM28 233V232H27ZM43 233V232H42ZM45 233V232H44ZM68 233V232H67ZM85 233V232H84ZM83 233V234H84ZM90 233V232H89ZM113 233H114V231H113ZM127 233V232H126ZM152 233H153V231H152ZM168 233H170V230L168 231ZM168 233H166V234H168ZM37 234H36V236H37ZM46 234H48V232H46L45 233V237L46 238H48V236H46ZM59 234V233H58ZM60 234H62V233H60ZM117 234V233H116ZM129 234H130V232H129ZM132 234V233H131ZM178 234H177V236H178ZM8 235V236H7ZM21 235V237H24L23 236V234L21 233L20 234ZM19 235V236H20ZM26 235V234H25ZM52 235H53V233H52ZM51 235V236H52ZM55 235V234H54ZM67 235V234H66ZM81 235V234H80ZM91 235V234H90ZM97 235H96V237H95V239L97 238ZM104 235V234H103ZM114 235V234H113ZM122 235V234H121ZM125 235V234H124ZM123 235V236H124ZM127 235H128V233H127ZM126 235V236H127ZM169 235V234H168ZM172 235V234H171ZM174 235H175V233H174ZM180 235V234H179ZM6 237H10V235L9 234H6L5 235ZM16 236V235H15ZM14 236V237H15ZM30 236V235H29ZM56 236V235H55ZM58 236V235H57ZM59 236H62V235H59ZM58 236V237H59ZM71 236V235H70ZM70 236L68 235V237L70 238ZM73 236V237H74ZM92 236H94V235H92ZM18 237V236H17ZM68 237H65V238H67L68 239ZM104 237V236H103ZM131 237V236H130ZM137 237V236H136ZM173 237V236H172ZM171 237V238H172ZM245 239H243V238ZM12 239H13V237H11ZM16 238V237H15ZM52 238H54V236H52ZM55 238H57V237H55ZM54 238V239H55ZM64 238V237H63ZM60 238L61 240H59V244H57V246H56V244L54 245V246H56L55 247V253H57V255L58 254H61V256H62V253H72V252H74V253H76L77 252V254L78 253H80L81 252V250L80 249H82V248H79V247H81L80 245H79V243L77 242V244L79 245V247L78 246H76L77 244L74 242V246H76V247H74L71 243L73 242V240H71L72 242L70 243V244H68V242H70L69 241V239H68V241L64 238ZM99 238V237H98ZM105 238V237H104ZM128 238V237H127ZM157 238V237H156ZM160 238H162V239H164L163 237H160ZM174 238V237H173ZM178 238V237H177ZM224 238V239H223ZM250 238V237H249ZM9 239V238H8ZM7 238H1L0 239V243H2L3 241L5 242V241H7L8 240ZM59 239V238H58ZM58 239H57V241H55L56 243H58ZM62 239H63V241H62ZM71 239V238H70ZM74 239V238H73ZM86 239H88V238H86ZM112 239V238H111ZM122 239V238H121ZM131 239H132V237H131ZM136 239V238H135ZM176 239V238H175ZM221 239H223V240H225V243L227 242V249H226V254H225V250H221V252H223L224 254H222L221 252H220V249L221 248H219L220 247V245L221 244H223V243H221L220 242V240ZM243 239V240H242ZM79 240V239H78ZM78 240H76V241H78ZM98 240V239H97ZM108 240H110V239H108ZM133 240V239H132ZM165 240V239H164ZM164 240H163V242H164ZM252 240V239H251ZM14 241V240H13ZM29 241H32V240H29ZM39 241H41V240H39ZM48 241V240H47ZM61 241V242H60ZM82 241H84V240H82ZM94 241V240H93ZM126 241V240H125ZM127 241H128V239H127ZM160 241V240H159ZM173 241V240H172ZM244 241V242H243ZM257 241V240H256ZM42 242V241H41ZM40 242V244H42ZM53 242H54V240H53ZM86 242V241H85ZM109 242V241H108ZM111 242V241H110ZM163 242H161V244L163 243ZM168 242V241H167ZM238 242H240V243H238ZM6 243H8V242H6ZM51 243V242H50ZM91 243V242H90ZM90 243L88 244V245H90ZM118 243V242H117ZM156 243V242H155ZM220 243V244H219ZM237 243H238V245L239 244H243L244 246H245V248L247 249L246 251H248V253H247V257H245L246 255H245V253H246V251H245V253H244V257H245V259L246 260H243V262H242V257H240V255L241 254H243L242 253V251H241V254H239L238 252H237ZM256 243V242H255ZM258 243V242H257ZM20 244V243H19ZM22 244V243H21ZM24 244V243H23ZM32 244V243H31ZM30 244V245H31ZM44 244H45V241H44ZM46 244H47V242H46ZM46 244H45V246H46ZM49 244V243H48ZM76 244V245H75ZM85 244V243H84ZM94 244V243H93ZM159 244V243H158ZM176 244V243H175ZM240 245V246H238L239 248L240 247H243V245ZM2 245V244H1ZM27 245V244H26ZM51 245V244H50ZM87 245V246H88ZM126 245V244H125ZM135 245H136V243H135ZM134 245V246H135ZM160 245V244H159ZM5 246H7L6 244H5ZM48 246V245H47ZM93 246V245H92ZM98 246V245H97ZM130 246V245H129ZM223 246H224V244H223ZM1 247V246H0ZM22 247V246H21ZM35 247V246H34ZM52 247V246H51ZM51 247L49 248V249H51ZM79 248V249H77V250H80V252L79 251H74V249L75 248ZM140 247V246H139ZM171 247V246H170ZM173 247V246H172ZM133 248V247H132ZM164 248H166V247H164ZM174 249V247H173V249H171V250H177V249ZM180 248V247H179ZM225 248V247H224ZM239 248H238V251H240L241 250V248H240V250H239ZM15 249V248H14ZM22 249V248H21ZM108 249V248H107ZM167 249V248H166ZM13 250V249H12ZM34 250H35V248H34ZM39 250V249H38ZM40 250H43V249H40ZM45 250V249H44ZM76 250V249H75ZM83 250V249H82ZM127 250V249H126ZM245 249H243V251H244ZM37 251V250H36ZM47 251H48V249H47ZM52 251V250H51ZM70 251H72V252H70ZM100 251V250H99ZM129 251H131L132 252V250H129ZM1 252V251H0ZM28 252V251H27ZM31 252V251H30ZM49 252V251H48ZM83 252H84V250H83ZM82 252V253H83ZM91 252V251H90ZM138 252V251H137ZM173 253H174V251H172ZM172 252H170L172 255H173V253ZM16 253V252H15ZM45 253V252H44ZM73 253V254H74ZM94 253V252H93ZM134 253V252H133ZM161 253V252H160ZM175 253L177 254L178 252H176L175 251ZM18 254V253H17ZM36 254V253H35ZM40 254V253H39ZM81 254V253H80ZM79 254V255H80ZM100 254V253H99ZM102 254V253H101ZM100 254V255H101ZM135 254V253H134ZM158 254V253H157ZM176 254H174L172 257L174 258L175 257V261L174 262H176L177 263V261H176ZM45 256H49V254H47L46 255V253L44 254ZM82 255H84V254H81V256L80 257H82ZM97 255V254H96ZM120 255V254H119ZM131 255V254H130ZM170 255V254H169ZM8 256V255H7ZM24 256V255H23ZM32 256V255H31ZM47 256V257H48ZM72 256L73 255H71V258H72ZM75 256V255H74ZM89 256V255H88ZM133 256V255H132ZM177 256L179 257V254H177ZM19 257V256H18ZM35 257H36V255H35ZM34 257V258H35ZM39 257V256H38ZM50 258H51V256H49ZM58 257V256H57ZM59 257H60V255H59ZM64 256H62V257H60V258H63ZM76 257H78V256H76ZM94 257V256H93ZM113 257V256H112ZM133 257H135V256H133ZM140 257V256H139ZM168 257H170V256H168ZM167 257V258H168ZM171 257V258H172ZM177 257V258H178ZM180 257V258H181ZM55 258V257H54ZM66 257H64L63 258V260H66V259H68V258H66ZM166 258V259H167ZM14 259V258H13ZM24 259V258H23ZM36 259V258H35ZM39 259V258H38ZM47 259V258H46ZM59 259V258H58ZM74 259V258H73ZM76 259V258H75ZM85 259H87V258H85ZM94 259V258H93ZM170 258H168V260H169ZM33 260V259H32ZM44 260H45V257H44ZM59 260H61V259H59ZM71 260V259H70ZM136 260V259H135ZM178 260V259H177ZM180 261H181V259H179ZM18 261V260H17ZM42 261V260H41ZM41 261H40V264H43V263H41ZM170 261H171V259H170ZM36 262V261H35ZM44 262V261H43ZM50 262V261H49ZM57 262V261H56ZM68 262V261H67ZM133 262H135V261H133ZM245 262V263H244ZM46 263H48V262H46ZM83 263H85V262H83ZM144 263V262H143ZM167 263H168V261H167ZM175 263V264H176ZM181 263V262H180ZM33 264V263H32ZM37 264V263H36ZM44 264H45V262H44ZM49 264V263H48ZM63 264V263H62ZM65 264H67V263H65ZM75 264V263H74ZM77 264V263H76ZM139 264V263H138ZM169 264V263H168ZM171 264V263H170ZM172 264H173V260H172ZM223 264V263H222Z\"/></svg>","mask_w":264,"mask_h":264}]
</instances>
